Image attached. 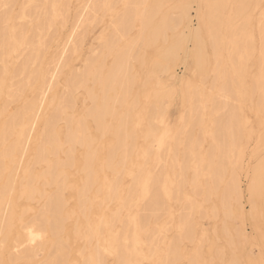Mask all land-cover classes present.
Wrapping results in <instances>:
<instances>
[{
	"label": "rangeland",
	"instance_id": "1",
	"mask_svg": "<svg viewBox=\"0 0 264 264\" xmlns=\"http://www.w3.org/2000/svg\"><path fill=\"white\" fill-rule=\"evenodd\" d=\"M19 1L20 0H14V2H15L14 4L15 5L13 6V9H12V11L14 13V16H15L16 12L19 13L18 10H20L19 8H20L22 2H24L22 0L20 2ZM112 1L113 0H110L109 1V4L107 6H105V8L104 7L101 8L102 10L100 9L99 12H97L95 14L94 18H91L92 20L90 22H88V24L85 26V27H87V28H85L87 34L84 33V34H86V36L83 35L84 37H82V38H84V40L82 39L83 41L81 40L83 44L80 41V43H78V45L75 44V46H73L71 48L70 51H72V52H69V53H72V56L70 54L71 58H69L68 56H67L68 58L66 57V60L68 62L67 63H65L66 61L64 62L65 63V64H63L64 67H62L63 69L61 68L62 69V72H60V75L58 74L59 77H57L56 84L54 85V87L48 93V95L46 97L44 107L45 108L49 107V108H47L48 110L45 109V108H43V110H44L43 111V115H42V117H41V119H40V121H39L36 129H35V131H36L34 133L35 135L33 134L34 137L31 140V142H33V143H30V146H29V149L30 150L32 149V150L31 151L28 150L27 153H26V155L24 156L23 161H22V164H21V167L17 171V174L15 175L14 182L12 184V189H11L12 192L10 191L9 193H7V195L5 197V199L8 202H10V205H11L12 209H11V212H10V215H9L10 223L7 222V225H6L7 227L5 228V230L3 229L4 231L2 232V234H0V238L2 237L1 238L2 240L0 239V241H2V244L0 245V247L2 246L1 249H0V264H10L9 260H8V263H7V259L9 258V255L10 254L14 253V251H13L14 250V247H15L14 245H17V244H19V243H21V242L24 241V238H25L24 237V235H25L24 234L25 233L24 232V227L29 226L30 224H32L35 221L34 218L36 216L38 217V215L42 214L41 212H43V211H41L39 209H41V207H43V209H44V203L46 202L47 197L49 195L54 194L58 190V188L60 187L61 184L63 185L64 189H61L62 192H59V194H62L63 195V197L61 195V199L63 200V201L62 200L61 201L66 206H64V208L62 206L63 212L61 211V213H59V216H58V214H56L57 215L56 217H59V219H61L62 221H66L64 223L61 220H59V221H61L59 223V225H62L63 224V227L62 226H59L58 228L61 227L63 229L62 230L59 229L61 231H58V228L56 229L57 231H53L55 229L51 230L48 223L51 222V221H49V218L52 217V216H51V213H47L44 216L45 222H47V223H45L44 229H43L44 230L43 231V240L44 241H42L41 244H40V246L43 249L40 246H37L35 249H33L34 251L37 249L41 253L39 251H37V250H36V252H33V250L32 251H29L28 250V252L24 253V256L18 258L12 264H38V263L41 264L43 261L45 262V259L47 261H50V260L52 261V260H55L56 258L57 259H61V258L64 259V264H83L82 262H83V260H85V257L87 256V253H89L90 250L92 249V247L94 246V240H95V238L96 237H99V236H95L96 235L95 234V231H96V229H98V226H99V224H101V222H105L107 224L112 225L113 222H111V221L114 220L112 217H114V214H116L117 215V221H115L116 224L113 223V226H114V231L113 232H118L119 233V232L123 231V227L122 226H123L124 222L126 221V219L128 220V218H127L128 217V214L134 216V218H135L136 217V213H138L137 214V217H136L137 219L141 215L142 219L146 218V219L149 220V222H147V224H146V222H144L145 223L144 226L146 228L144 229V227H142L143 228V231L141 230L142 228L140 229V232L141 231L142 232L139 233V236H140V238L142 240L141 241V245L142 246L144 245V248L146 249V252H147V248H148L149 250L151 249L150 251H152V253H153V254L149 255L150 256L149 258H143V260L141 261V264H162L164 260H165V263H163V264H167V259L168 258H169L168 264L169 263H171V264H186V263H188V264H195L196 262H197L196 264H204V263L205 264H209V263L218 264L220 262L221 256L223 257V260L221 259L223 263H220V264H228V262L231 259L230 257H232V256H233L232 257V260L229 262V263H232V264H234V261H236L237 264H238V262H239V264H264V252H263L264 251V245H263L264 244V217H263L262 210H261V208H260L259 205L256 204L255 207H254V205H251L249 203L248 196H247V192H246V189H245V188H247L246 186L248 185L247 182L251 178L250 175L252 174L251 173L252 172V169L255 168L258 165L257 162L258 161H261L263 159V157H264V141H263L264 140V95H263V93L261 94V92H259V91L256 92L254 90L253 86H252L253 85V80H255V77L259 76V73H260V71L258 70L257 66L254 64V59L255 58H259V49H260L259 47H261V42H259V41H261V39H262L261 36L264 34V27H262L264 24L261 25V23L264 22L263 21L264 20V10H263L264 8L262 9V6L264 7V0H259V1L258 0H247V2L244 1L241 4H239V3L236 4L237 3L236 2L234 4H229L228 5L229 6V7H227L228 9L231 7L229 9L230 11H232V9L236 8V7L233 8V5L234 6L235 5H238L237 9H240L242 11L243 8L241 7V5L243 6V5H246V3H247L246 8H245V10L243 9L242 13L244 15H248L249 23L248 24H245L244 26L238 23L239 25H241L239 27L235 23L232 24V25H229V26H222V24L221 25L216 24L217 26L216 25H212L213 27L216 28L215 31L217 30L219 33H221V36H224L222 33H225L227 31V35H225L223 38L220 37L219 40L217 39L218 40V43L217 44H219V45H217V47H218L217 48V52H219V54H220V56H218L219 54L217 53V57L214 56V54H211L213 52L211 50L212 48L210 46H208L209 45V36H207V35H208V31L209 30H207L206 27H202L201 25L200 26L197 25L196 19L193 17L194 16V8H195L193 6H195V5L194 4L193 5L191 4L192 5L191 6L192 10H190V18L191 19L193 18V19H192V23L189 24V26H191V27H189V29L190 30H193V29L199 27L198 30L201 31V37H202L201 40L204 43V44L200 43L201 40L198 43L199 46H200V49L202 48L201 49L202 50V53L201 54H203V59H202L201 65H200V67H202L201 68L202 70L199 67L196 66L195 63H196V60L197 59L196 60L194 59L193 61H189L190 64H191V69L192 70L189 69V71H186V67L184 65L185 62H183L184 61V58L182 57L183 56V52L182 51H178L176 53L177 58L175 59V61L173 62V64H170V66H172L170 73H171V76L174 75V79L170 76V73L168 74V72H163V69H161V67L158 68V67H156V65L154 67V64H156L157 61H158V58H159L158 55H160V52L162 50H165V48H169L172 45V43H171L172 42V38H170V36L172 35V33H171L172 31L167 30L166 33L167 34L170 33V34H168L169 37H168V40L165 41V43H164L163 40L162 41L159 40V42L157 43V45H155V47H153L154 45L149 46L146 43V41H147V39H146L145 42L143 40L139 44L134 45L132 47V49L129 51V54L127 55V57H125L123 59V60H125V62L128 61L127 62V66H130V68L128 67L131 70L130 71L131 78H130V76L128 77V80H130V81H128L126 79L125 80L126 82L125 81L122 82V83L125 84V85L123 84V86H125V88L122 87L123 88L122 90L116 89L115 91L113 90V92L108 90L106 93H103L102 92L103 88H102L101 83H100V80L98 78L106 75L107 69L110 67V65L112 63V60H114V57L112 55L113 53H111V50L109 51V50L104 49L102 47H104V44H106V42H107L106 39H108L109 34H111V31H114L115 26L112 25V22L117 19V15L119 14L118 11H120L121 10V7H122L118 3L117 4L113 3V4H115L113 6V4H111ZM256 1H258L257 4L255 3ZM69 2H70V5H69L70 10H69V14H68L69 16H66L65 17V26H64V28L62 29L61 26H59L58 23H56V26L54 27L55 28V36L53 37L52 41H50L47 44V46L45 47V51H44L43 57L41 59V63H42L41 64L42 65L41 67H43V69H45L44 66L52 58L51 56L52 55L55 56L57 54V52L59 50L58 48H60V46L62 45L63 40L66 37V35H67V33H68V31H69V29L71 27L72 19L74 18V15H75V14L73 15V13H76V9H77L79 3H78V0H69ZM160 2L157 1V0H148L146 2L145 7H144V4L143 5H138V6L136 5L135 6V11H138L137 12V14H138L139 12H141L140 10H142V11L144 9L145 10H149V9L154 8V5L156 3L159 4V5H157L159 7L158 13H156L154 16L151 17L152 20L151 21L149 20V25L147 24L146 25V28L145 27L142 28L143 35L146 36V37H148V35H150V32L153 31V29H155V24L154 23H156V21L160 18L161 14L164 13L171 6L170 5L171 4L170 0H162ZM248 3H249V6H248ZM110 5H112V8H111ZM239 6H240V8H239ZM17 7H18V9H17ZM142 7H144V8H142ZM243 7H245V6H243ZM247 7L249 9H247ZM2 9L4 10L3 7H2ZM104 9H105V11H104ZM3 10L0 9L1 12ZM226 10H225V12H226ZM259 10L262 12V14H259L260 13ZM254 15H256V16H254ZM258 15L261 18L263 17V20L262 19L260 20V17H259L258 18V21H257ZM67 17H68V20H67ZM99 17L101 18L100 19L101 21L99 20ZM19 19L20 18L11 20L13 22H11L10 26L15 25L14 23L18 22ZM97 20L100 21L98 25L95 24V23H98ZM137 22H138V20L135 21V23L132 25L133 28L131 26H130L131 28L128 27L130 30L127 29V31H126V33L128 32L127 35L125 34V36H124V34H122L123 35V38L122 39L118 37V42L116 43V47H123L124 46V48H125L126 47V44H125L126 41H128L131 38L137 39L139 32L142 33L140 31V27H141L140 22H138L139 24ZM110 23H111L112 26L108 25ZM259 24L261 25V28H260V25ZM109 26H110V28H109ZM233 26H235V27H233ZM242 26H243V29H242ZM94 27H96V28H94ZM224 27L227 28V29L224 30L225 29ZM237 27L240 29V33L242 34L241 35V38L239 37L240 38V41H239V39L238 40H235V39L232 40V39L229 38L230 36H228L230 34V32H231L232 29L233 30H235V29L236 30H239ZM204 28L206 30H204ZM258 28H259V31L256 30ZM85 29H84V31H85ZM260 29H262V31ZM213 30H214V28H213ZM250 30H252V31H250ZM99 31H101V34H102V37H100V38L97 35L98 33H100ZM83 32H82V34H83ZM251 32H252V34H251ZM7 33H8V31H7ZM57 33H58V35H57ZM245 34H246V38H245ZM118 36H120V34H118ZM242 36L245 39H243ZM257 37H258V39L259 38H261V39L258 40ZM14 38H15V40H12ZM14 38H11V40H10L9 37H8V40H10V44H11L10 47L8 46L9 45V41H8V43L6 45H4V46H6V48L5 47H1L0 48V50H1L0 53H2L5 50L3 52L4 54L2 53L0 55V62L3 64L2 65L0 63V66H1L0 67V70L2 69L1 70L2 72H0L1 73L0 74V83H3V84L0 85V89L2 91V94H1V91H0V94H1L0 95V124L2 123L1 121H3V122L5 121L4 120L5 117L8 118L9 117V114L11 112L15 111L16 108H19L21 106V104L26 103L28 100H30V98L33 96V94L36 93L35 91H37V87L36 86H34L35 87L34 88V92H32L33 87H31V88L30 87H26V88L23 89L25 92L24 91L22 92L24 95L21 94L22 96L20 95L21 97L18 98V101H16V98H15L14 100H11V101H9L7 103L5 102V101L8 100L7 99V93L10 90H13V88H14L13 87L14 85L13 84H10V82L11 83L12 82L15 83L16 81H18L20 79V76H15V71H13V69L15 68V70H16V66L18 65L19 62H21L20 61L21 58H19L18 56L21 57L20 51L22 49V44H21V41H19V42L17 41L18 38L17 39H16V37H14ZM79 38H81V36ZM94 38H96V39H94ZM252 38H254L255 40L253 41ZM246 39L248 41H245ZM191 41H190V43L189 42H186L187 45L185 43L183 45V48H185L187 46L188 48L186 47L185 50L187 49L189 52L194 51L195 54H196V53H198V49L195 50L194 49V45L196 46L197 43L194 40H191ZM236 41H237V43H236ZM238 41L240 42V45L242 47L239 46V44H238L239 42ZM232 43H234V44H232ZM18 44L21 46V48H20V46ZM80 44H81V46H80ZM228 44H231V45L228 46ZM244 44H246L248 46H246ZM249 44L251 46L253 44V46L250 48V45ZM257 44H260V45L258 46ZM99 45H102V46H99ZM51 47H53V48H51ZM76 48L78 49V51H75ZM92 48H94V49H92ZM244 48L245 49L246 48L247 49L249 48L248 49L249 51L247 50L248 51V54H247V51ZM252 48L254 49L253 52H255V53L252 52ZM9 49H10V52H8ZM234 49H237V50H234ZM18 50H19V52H18ZM135 50H138V51H135ZM97 51H99V52H97ZM133 51L135 52V54H133ZM89 52L91 53V55H90ZM249 52L251 54H249ZM15 53H17V54H15ZM105 53H108V54H105ZM227 54H230V55L227 57L226 56ZM241 54H242L243 57L241 56ZM45 55H47V57H45ZM134 55H135V57H132ZM141 55H142V57L139 58ZM212 55L214 57H212ZM90 56H91V58H90ZM230 56H233V57H236V58H240L241 61H236L234 64H232V63H229L228 64L229 61H227V60H229V58H231ZM251 56H252V58L253 57L254 58L251 59ZM220 57H221V59H220ZM87 58H88V61L89 62L87 61ZM92 58L94 60H92ZM4 59H6V62H4L5 61ZM214 59H215V61H214ZM224 60H225V62H224ZM247 60L249 62H251V63H249V62L247 63ZM93 61H95V62H93ZM216 61L219 62V63H217ZM90 62H92L91 63V66L92 67H90ZM215 62L217 63L218 70H217L216 64H214V68H213V63H215ZM242 62H244V63H242ZM44 63H45V65H44ZM6 64H8L10 66H8ZM250 64H251V67H249ZM233 66H234V68L236 70L233 68ZM236 66L239 67V68H237ZM17 67H19V66H17ZM82 67H86L87 68V70L85 71L87 73L86 74L87 77L85 76L87 80L86 79L84 80L82 78L84 81L81 80L80 82L77 83L78 85L74 84L76 82H73L70 88L68 87V83L67 82L64 84V80H66L67 77H68V79H70V77H71L70 75H71L72 71H73V74L74 73L80 74L84 70V68H82ZM222 67H223V69H221ZM242 67H243V69H242ZM5 68H7V70ZM228 68L229 69L231 68V69L229 70ZM246 68H248V69H246ZM88 69H89L90 72H88ZM160 69L162 70V72H161ZM237 69H239V70H237ZM210 70H211V72L214 75L216 74V76H214L210 72ZM222 70L224 72L223 73L224 74L223 75V78L224 79H222V77H221ZM248 70H249L250 73L248 72ZM190 71H192V72L190 73ZM230 71L233 72V73L231 74ZM227 72H228V74H227ZM185 73L187 74L186 76L189 75L188 77H190L189 80H188L190 83L187 86L188 90H186V86H185L184 81H181L180 80L181 77ZM239 73L241 74L240 77H239ZM243 73H244L245 76H242ZM10 74L11 75L14 74V77L12 76L14 79L11 78V75ZM251 74H252V77L254 79L252 77H251L252 79L250 78ZM199 75L202 76V77H199ZM95 76H97V77H95ZM3 77H4V80H1V79H3ZM138 77H139V79H138ZM205 77H208V78L205 79ZM234 77H236V78L234 79ZM246 77H247V80L245 79ZM212 78L213 79L215 78V80L213 82L214 84L211 83L213 81ZM237 78L238 79L241 78V79L238 80ZM94 79H96V81ZM209 79L212 80V81L211 82H208ZM91 80H93L94 82L93 83H90ZM131 80H133V81H131ZM220 80H222L223 82L222 81L220 82ZM240 80H241V82H240ZM250 81H251V83H250ZM183 83H184V85H183ZM210 83H211V88L212 89H210ZM241 83L242 84L244 83V85H242ZM132 84H133V86H131ZM155 84H156V86H155ZM221 84H224V87ZM81 85H82V87H83V85H85V86L82 88ZM99 85L101 86V88H100ZM137 85H138V90L136 89ZM246 85H248V86H246ZM129 86H131L132 88L129 87ZM140 86L144 90L142 88H140ZM238 86H239V89L237 91ZM241 86L242 87H245V88L241 89L242 88ZM2 87H3V89H2ZM224 88H226V89H228V88L231 89L232 88L233 90L230 91V93L228 94L227 91ZM63 89H64V91H62ZM164 89H165L166 92H164ZM216 89H218L219 91L216 90ZM68 90L69 91L70 90L71 91L74 90V92L71 93L72 95L70 94L71 91L69 93L67 92ZM90 90H92V92ZM240 90H242L243 93ZM61 91L63 92V95H65V96L61 95V93H62ZM84 91H86V94H85ZM89 91L91 93H88ZM130 91H132V92H130ZM192 91H194V92H192ZM233 91H234V93H233ZM254 91H255V93L253 95L252 92H254ZM123 92H126L127 94L126 93H123ZM160 92H162L163 95ZM187 92H189L190 94H188ZM101 93H102V95H101ZM135 93H136L137 96L136 95L134 96ZM258 93H260V94H258ZM104 94H106V96L109 97V101L110 102L112 101L113 103H109L110 107L112 108V115L111 116L105 115V117H103V124L104 125H108L110 123V125H108V126L119 128V126H118L119 124H117V121H119L120 116L123 117V115H125V113L128 110V114H129L128 116L129 117H127V116L126 117L129 118V119H127L124 116L125 120H127L126 123H128L125 128L127 129L128 132L129 131L130 132L132 131L131 133L135 137L134 138V140H135V142H134L135 143L134 144L135 145L134 146V150H133L132 155L130 156L131 158H129V163H131V164L130 165H127L126 164V165L123 166L124 167V172H123L122 175L120 174V173H122L121 171L118 172V171H113V170L110 171V169H105V167H103V165L101 163V162H103L104 157H105V153H104L103 147H105V146L108 147L109 146V143L111 141L114 142L115 139L113 140L112 137H110L109 135H102L101 132L99 133V130H97L98 129L97 125L96 126L93 125L94 124L93 122H97L98 123L99 120H97L96 118H93L94 116H92L91 114H90V116L86 115L87 110H88L89 107H91V104L92 103L94 104V105H92L93 107L95 105H100V102L102 101L101 100L102 97L103 96L105 97ZM185 94H188L187 95L188 97H186L187 98V101H185L186 100V98H185L186 95ZM248 94H250V96ZM60 95H61V97L58 98V96H60ZM96 95H97V98H96ZM114 95H116V96H114ZM177 95H179V96H177ZM221 95L225 99H223ZM242 95H243V97H242ZM256 95L257 96L260 95L258 97L259 98V101H258V98H257ZM261 95H262V97H261ZM24 96L25 97L28 96V97L25 98ZM217 96H219V97H217ZM233 96L236 98V102H235V99H234ZM251 96L253 97V98H251L252 100L250 99ZM115 97H116V99H115ZM117 97H119V98H117ZM125 97L127 98V100H126ZM150 97H152V98H150ZM3 98H5V99H3ZM27 98H29V99H27ZM48 98H50V99L48 100ZM260 98H262V100ZM56 99L58 100V102H57ZM59 99H60V101H59ZM67 99H68V101H67ZM118 99L121 100V101H118ZM124 99L126 100V105H125V101H123ZM215 99H217V100H215ZM227 99H229V101ZM230 99L231 100L234 99V100L231 101ZM61 100H62V103H61ZM89 100H91V102H88ZM93 100H96V101H93ZM114 100H117V101H114ZM131 100H132V102H131ZM160 100H161L162 103L160 102ZM223 100H224L225 103L224 104L220 103V101H223ZM256 100H257V102H255ZM216 101H217V104H214V103H216ZM55 102L58 103V105L57 106L55 105V107H58V110H60L59 112L61 113V116L59 114V116H60L59 118L60 119H58V121H56V123H55L56 126H54V133L56 132L57 141H55V142H53V143L50 144L51 146L53 144V148H52L51 146H48L49 144H47V143H45V144L44 143H41L40 144V139L38 137L41 134V129L43 127V123L45 122V120L49 119V117L51 116V113H52L51 111H53V108H55V107H53V103L56 104ZM66 102H70L71 104L75 105V106L72 105L73 106V109L71 108L72 106H69L68 105V103L65 106L64 104H66ZM116 102H117V104H116ZM192 102H194L193 105H192ZM260 102H263L262 103L263 106L260 104ZM9 103L10 104L12 103V104L9 106ZM89 103H91V104H89ZM249 103H250V105H249ZM255 103H257V105H255ZM59 104H61V105L63 104L64 106H62V108H61V106ZM194 104L195 105L197 104L199 107L198 106L195 107ZM233 104H235V106ZM3 105L5 107V110L4 109L3 110L1 109ZM119 105H120V107H119ZM121 105H122V107H121ZM211 105H213V107L210 110ZM6 106L9 107L8 108L9 110L7 109ZM131 106H132V108H131ZM157 106H158V108H157ZM214 106H217V107L214 108ZM220 106L222 107V109H219ZM78 107H79V109H78ZM128 107L131 108V109L129 110ZM133 107H135V108L133 109ZM137 109H138V111H136ZM192 109H193V111H192ZM218 109H219V111H218ZM63 110H65V111L62 112ZM198 110H200L199 113H198ZM227 110L229 111V113H228ZM159 111H161V112H159ZM191 112H192V114H191ZM113 113H115L114 114L115 116L113 115ZM151 113H154L152 115V117H151ZM162 113H163V115L160 116V114H162ZM185 113H187V114H185ZM195 113H197V114H195ZM209 113H211V114H209ZM148 114H150V115H148ZM198 114H199V116H198ZM202 114H203L204 117L202 116ZM235 114H236L237 117L235 116ZM261 114H263V115L261 116ZM68 115L72 116L71 120H70V117ZM140 115H142V116L140 117ZM155 115H156V117H155ZM196 115H197V117H196ZM187 116H188V118H186ZM66 117L67 118L69 117L68 120H70V121H67L66 122V120H67V119H65ZM202 117H203V119H202ZM260 117H262V118H260ZM63 118L65 119V122H64V119ZM80 118H83L84 120L83 119L81 120ZM158 118L162 122L161 121L159 122V119ZM220 118H222V119H220ZM147 119H148V121H147ZM212 119H213V121H212ZM215 119L216 120H224V119H227V122H229V129L231 130L230 131L231 134L230 133H228L227 135L225 134V136H226L225 143L226 144H223V146H224L223 148H225L224 149L225 155L226 154L227 155L229 154V155H228V162L224 158H222V160L219 161L220 163H226V165H225L226 168L224 169L225 171H223L222 173H220V175H221L220 178L221 179H218L220 181L218 182V180H217V182H216L218 184L213 183L211 177H213V175H214V173H212V172H214V167L215 168L217 167V165H216V163L218 162L217 157L218 156L220 157V152H219L220 150H219V148H215V150L213 151L214 152L213 153L214 156L211 155V158H209V160L211 159L210 161L207 159L209 157V155H207L209 153V151H210V148L209 147L210 146L212 147V145H215L216 146V144H215L216 137L214 136V134H215V130L214 129H216V123L218 121H216ZM234 119H236V120H234ZM151 120H153V121H151ZM155 120H156V122H154ZM184 120H187V121L184 122ZM78 121L80 123L82 121V124H80V125H82L83 128L81 126L78 127L79 126L78 125V123H79ZM232 121H233V123H232ZM150 122H152V126L154 125L153 128L158 127L157 128V133L160 132V131H164L165 130V131H167V133H165L167 138H168V135H171L167 139V146H168V147H166L167 148V150H166L167 152L164 151L162 153V155H161V161L159 159V162H161V163H159V162L157 163V161H154L153 158H148V157H147V159H143V160L141 159L140 160L139 157H138L139 155L137 156L135 154V152L140 151L141 149H143L145 147V143H143L144 142V138L142 136V132L143 133L146 132V130H147L146 128H149L148 125L151 124ZM41 123H42V125H41ZM232 124L233 125L236 124V126L234 127ZM63 126H65V127H63ZM68 126H69V128H71V130L73 131V133H75L77 135V136H74V140L72 142L73 143L72 146H74V149L73 148L72 149H73L74 152L72 151V154L71 155H72L73 158L72 157H69L70 155L69 156H66V154L68 153V151H66L65 154L63 153L64 150L68 149L69 146H71V143H67V141H65L66 140V137L68 135V134H66L67 133ZM134 126H136V127L134 128ZM138 126H139V128H138ZM167 127H168V129H167ZM120 128H121V126H120ZM76 129H77V132H76ZM137 129H138V131H137ZM139 129L142 130L141 133L139 132L140 131ZM83 130L85 132L81 134V132H83ZM92 131H93V133H91ZM168 131H169V133L170 132H172V133L169 134ZM83 135L85 136V138H84ZM177 135H178V137H177ZM198 135H199V137H198ZM106 136H109V137H106ZM221 136L222 135L219 134V137H221ZM62 137H64V138H62ZM83 138L85 140H83ZM79 139H80V142L78 141ZM219 139H220V142H222V143L224 142L222 140V138H219ZM9 140H11V137L8 139V141ZM244 140H246L247 145H246V143H245ZM8 141H4L3 142L1 140L0 143H3V145L0 144V153H1V150L4 149V147H7L8 146V144H9ZM232 141H233V143L231 144ZM138 142H139V144H138ZM55 143H57V144H55ZM58 143H60V144H58ZM183 145H184V148H183ZM59 146H60L61 149L59 148ZM57 147H58V149H57ZM89 147H90V149H88ZM135 147H136V149H135ZM185 147H187V149H185ZM39 149L42 150V156L41 157L43 158V159L41 158L42 160L39 159L40 162L38 160H35V158H33L34 155H35V153H36V151L39 150ZM50 149H52V150L50 151ZM59 149H60V152H59ZM207 149H209V151ZM52 151H54V153ZM86 151H88V153H92L94 156H92L93 158L91 160L89 158V161H86L85 160L86 163L83 164V162H85L84 161V158L86 157V153H87ZM90 151H92V152H90ZM175 152L177 153L176 155H175ZM181 152L182 153L185 152V154H184L185 156H183ZM180 153H181V155H180ZM82 154H83V158H82ZM171 154L173 155L172 157L175 159V162H173L174 161L173 158L171 160ZM190 154H191L192 157L190 156ZM198 154L201 155V156H199ZM163 156L165 157V159H164ZM181 156H182V162L180 161ZM67 157H69L71 161H69V162L66 161L65 158H67ZM184 157H186L187 159L185 158L186 159L185 160ZM196 157H197V159H196ZM233 157H234V159H233ZM1 158L2 157H1V154H0V160H1ZM238 158H239V160H238ZM190 159H191V161H190ZM46 160H48V161L45 162ZM54 160L56 162L55 164H54ZM184 160H185V162H184ZM223 160H224V162H223ZM31 161H33V162H31ZM140 161L142 162V164H141ZM144 161H146V162L144 163ZM4 162H7V159H5ZM27 162H28V164H27ZM41 162L43 164H41ZM87 162H88V165H87ZM89 162H91V164ZM139 162H140V164H139ZM200 162H201V165H200ZM219 162H218V164H219ZM52 163L54 165V166L52 165V169H55V167H56V172L54 170H51V164ZM63 163L65 165H67V166L60 167V166H62ZM148 163L151 166L147 165ZM209 163H211V164H209ZM31 164H33V165H31ZM154 164H156V166L153 167ZM196 164H198V165H196ZM28 165L29 166H34V170L33 171L31 170L30 175H28L29 174V171H28L29 170V167H28ZM181 165L183 166V169H182ZM78 166H80L79 167V170H78ZM162 166H164V167H162ZM38 167H39V170H38ZM58 167H59V169H58ZM70 167H71V170H69ZM75 167H76V170H74ZM82 167H83V170H82ZM139 167H140V169H139ZM170 167H171V170L172 171L170 170ZM180 167H181V169H180ZM185 167H186V171H185ZM195 167H197L198 170L195 169ZM202 167H204L205 170H203ZM88 168H90V170H92L91 171V175L93 174V176H92L93 183L87 189L88 191L86 190L82 194V190H83V186H84V181H85V179H83V178L86 176L85 172L87 171L86 169H88ZM30 169H31V167H30ZM32 169H33V167H32ZM142 169L145 170V171H143ZM147 169L149 171H152V172H149ZM41 170L43 172H45L44 170H46L47 171V172H45L46 175H44L45 173L42 174ZM157 170H158V172H157ZM52 171H53V173H52ZM182 171L184 173L185 172L186 173L184 174V173H182ZM195 171H197V174H196ZM232 171L236 175L237 180H238V183H239V186H240V190H241V200H240V207L238 208V210H236L237 204L234 203L235 200L233 199V197H231L229 199V202H227V203H229L227 207L230 208V211H231V212L228 213L227 210H223V207H222L223 204L220 203V200L222 199L221 197L223 195H221V194H223V191H224L223 189L226 186V184L228 183L229 177L230 176H233V175H231V174H233ZM74 172L76 174H74ZM146 172L149 175H147ZM155 172H157V175H155ZM230 172H231V174H230ZM55 173H57V174L55 175ZM96 173L98 174V176H97ZM137 173H138V175L140 174L141 176L140 175L138 176ZM158 173L159 174L164 173V175L162 174L161 176H159ZM193 173H194V175H193ZM119 174L121 176H123V177H120L119 176L120 177V180H119V177H118ZM152 174H153L154 177H156L157 181H158V178L160 180V178L162 179V177H163L164 183H165V185L168 188V192H172V191L175 192V193H173V192L171 193L172 195H171L170 199H167L166 198L164 202L162 200V203H161L162 205L160 204L161 206H159V207L156 206L157 207V210H156V207H154L153 209L151 208L154 211L156 210L155 212H157L158 209L160 208V210L157 213H155L151 209L148 210L146 208L147 206H143V203H145V201L150 197L151 193H153V191L150 190V187L148 188V186H151V183L156 180L152 176ZM211 174H212V176H211ZM182 175H184L185 178H183L184 176H182ZM56 176H57V178H56ZM191 176H192V178H190ZM5 177H6V173H3L1 175V177H0L1 178L0 179V186H2L4 184V181L6 180ZM29 177H31L30 178V181H29ZM60 177H62V178H60ZM117 177H118V179H117ZM134 177L141 178V180L143 181V185L145 184L144 186L147 187L149 190L146 188L145 191H142V188L143 187H141V189L139 188L140 190H137L136 189V193H135L136 196H135V198L132 199L130 197L128 198L126 195H128L127 188L129 190V187H130V185L132 183L131 180ZM65 178H67L66 181H65ZM174 178H176V180ZM19 179L20 180L23 179V182L22 181H21L22 183L20 182V185L21 186L19 185V181H20ZM53 179L56 180V181H54ZM191 179L193 180L192 181V184H191V181H190ZM194 179H196V180H194ZM32 180H34V181L31 182ZM59 180H60V182H59ZM118 180L119 181L122 180V181L118 184V182H117ZM184 180H185L186 183L184 182ZM28 181L31 182V185H30V183ZM64 181H65V184H64ZM113 181L114 182L116 181V182L114 183ZM180 181H181V183H179ZM25 182H28V185H30L29 186L30 188H28V186H27V184ZM43 182H45V183H43ZM52 182H55L54 183V186H50V184ZM56 182H57V184H56ZM112 182L114 183V186L116 185V187H113L112 188V185H113ZM203 182H204V184H206V188H205V185L203 184ZM210 182H211V184H210ZM23 183H24V186L22 185ZM109 183H111V185ZM178 183L181 184V186H183V185L184 186L182 188H177V187L180 186ZM43 184H44V186H43ZM213 184L214 185L216 184V185L214 186ZM157 186H158V189L160 190V188H159L160 185L157 184ZM187 186H188V188H187ZM17 187H18V189H17ZM31 187L33 189H31ZM50 187L53 188V189H49ZM215 187L216 188L218 187L217 190L215 189ZM115 188H117V189H115ZM27 189H29L28 191L30 193L27 192ZM35 189H37V190L35 191ZM73 189H75V190H73ZM97 189L98 190L100 189V190L97 191V194L98 195L96 194V196H95L94 195V191L96 192ZM171 189H173V190H171ZM179 189H181L182 191H179ZM205 189H207V191ZM51 190H53V191H51ZM106 190H108V191L110 190V191L108 192ZM199 190L202 191L201 194H200V191ZM213 190H216V192L213 191ZM49 191H51V193ZM189 191H192V192H189ZM206 192H208V193H206ZM38 193H40V194H38ZM48 193H50V194H48ZM112 193H113V196H112ZM115 193H116L117 196L114 195ZM23 194H24V196H23ZM192 194H194V195L196 194V197H199V198L196 199V197H194V195H192ZM25 195H26V197H25ZM78 195H80L79 196V199H77ZM83 195L85 196V199L86 200L88 199L87 200L88 202H91L92 201V204H91L90 208L88 206L89 203L88 202L86 203V205H85L86 206V209H85L84 212H82L84 215L81 213V204L80 203L77 204V201L78 202H81L84 199V196ZM105 195H106V197H105ZM174 195H175V197H174ZM20 197H21V199H19L20 200L19 201L18 198H20ZM80 197H82V198L80 199ZM103 197H105V198L103 199ZM114 197H116V198H114ZM140 197H141V199H140ZM178 197L181 200V202H179L180 200L178 199ZM205 197L207 198V200H206ZM8 198H9V200H8ZM32 198H33V200H31ZM125 198H127L126 199V202H128V203H126V202L124 203ZM208 198H210V199H208ZM25 199H27V200L25 201ZM173 199H174V201H171ZM190 199H192V200H190ZM104 200L106 201V203L105 202L103 203ZM136 200H138V201H136ZM188 200H190V201H188ZM173 202H175V203H173ZM221 202H222V200H221ZM231 202H233L232 205H231ZM100 203H102V205ZM146 203L144 205H146ZM177 203H178V205H177ZM179 203H180V205H179ZM22 204H23V206H22ZM30 204H33V205H30ZM164 204H166V205H164ZM184 204H186V205H184ZM99 205H101V206H99ZM123 205H126V206H124V208L122 209V206ZM219 205H222V206L220 207ZM165 206H166V208H165ZM186 206H187L186 211L188 210V213H187V215H185L186 214L185 213L184 214V217H182L180 214H183L184 213L183 211H185L184 208H186ZM99 207H100V210H99ZM144 207L146 208V211H145V208ZM253 207H254V209H253ZM79 209H80V213H79ZM121 209H122V211H121ZM173 209H175V210H173ZM210 209H212V211ZM150 210L152 212V215L150 213H148V214L146 213L147 211H150ZM161 210H162V212H161ZM21 211H22V213H20ZM25 211H27V212L25 213ZM118 211H119V214L117 213ZM164 211H166V214L163 213ZM126 212H127V214H126ZM143 212L146 213V214H143L144 217L141 214ZM160 212L162 213L161 215L159 214ZM110 213H111V215H110ZM200 213H201V215H200ZM202 213H204V214H202ZM253 213L254 214L256 213V214L254 215ZM81 214L83 216H81ZM158 214H159V216H162V218L160 217V220H159ZM222 214H223V216H222ZM25 215H27V217ZM153 215H157V217L156 216H153ZM176 215L181 216V217L180 218L178 216L176 217ZM203 215H204V217H203ZM227 215H228V217H227ZM247 215L248 216L250 215V216L248 217ZM259 215H261V217ZM186 216H188V218ZM190 216H191V218H190ZM76 217L78 219H76ZM141 217L139 219H141ZM148 217H150V218H148ZM154 217H156L155 220L157 219L159 221L158 222H157V220L155 221L154 220ZM226 217H227L228 220L226 219ZM17 218L18 219H21L22 218V219L19 220V222H18V219ZM108 218H109V220H108ZM181 218L182 219L183 218L184 219L186 218L188 220L192 219L191 222H194V228H193L194 229V234H193V238H191L189 240L187 238H185V237H182V235H180L181 229L184 227L183 225H184V222L186 221V219H185L182 222L181 220H179ZM213 218H214V220H213ZM233 218H234V222H232L233 221ZM177 219H178V223H177ZM50 220H52V219H50ZM85 220H87V221H85ZM165 221H166V224L167 225L164 224ZM75 222H76V225H75ZM182 223H183V225H182ZM9 224H10V226H8ZM85 224H86V226H85ZM87 224H89V231H88V233H86L87 230H85V228L87 227ZM121 224H122V226H121ZM221 224H222V226H221ZM224 224H225V227H224ZM163 225H165L167 227H165ZM79 226H80V228H79ZM162 226H163L164 229L162 228ZM121 227H122V230H120ZM214 227H215V229H214ZM222 227H224V228H222ZM77 228H79V229H77ZM153 229H155V230H153ZM224 229L226 231H228L227 232L228 235H227V233H226V231ZM84 230H85V232H84ZM162 230H163V232H162ZM167 230H169V231H167ZM151 231H153V232L157 231L156 232L157 233L156 235H158V236L152 235V233H150ZM232 231H234V232H232ZM49 232H51V233H49ZM56 232L59 235L58 234L56 236L54 235L55 237L52 238L51 237L52 236V233L56 234ZM59 232L60 233L62 232V233L60 234ZM144 232H145V234H143ZM161 232H162V234H161ZM169 232H170V234H169ZM237 232H239V233H237ZM222 233H224V234H222ZM121 234H122V232H121ZM4 235H6V236H4ZM86 235L88 236V238H87ZM150 235H152V236H150ZM75 236H78V238H76ZM146 237H148L147 238L148 240L146 239ZM159 237H160L161 240L159 239ZM177 237L179 239L178 242L180 243V244L178 243V245H180V246L177 245V249L178 250L176 249L175 253L176 252H178V253L174 254L173 257L172 256H169V257L167 256V258H166V253H165L166 250H165V248H167V246L169 245V242L171 243V241L174 240L173 238H177ZM55 238H56V240L58 239L57 242H56V240L55 241L53 240ZM91 238H92V240H89ZM122 238H123V236L121 235V237H119V239H120L119 242L122 240ZM155 238L157 239V241H156ZM117 239H118V236H117ZM145 239H146L147 242L145 241ZM244 240H245V242H244ZM148 241L150 243H148ZM188 241L189 242L191 241V243L189 244ZM229 241L233 242V245L234 246H232V243L229 244L231 247L229 245H227V243H229ZM236 241H238V244H237ZM242 241L244 242V244L242 243ZM53 242L56 243V244H54ZM59 242L61 243V245L59 244ZM87 242H88L89 245L87 244ZM13 243H14V245H11ZM57 243L60 245L61 248L59 247V245H57ZM158 243H160V244H158ZM65 244H66L65 247L66 248L68 247V249H66L64 247ZM49 245H51V247H49ZM146 245H147V247H145ZM116 246H117V243L113 246L114 247L113 249H115ZM152 246H153V248H150ZM156 246H158V247H156ZM198 246L199 247L202 246V247L199 248ZM233 247H235V248H233ZM198 248L200 249V250H198L200 252V254H198L199 252H197V249ZM61 249H63V250L65 249L67 251L64 252ZM113 249L109 250L110 253H106L105 254V256H104V259H105L104 262H105V264H116V263L119 264V262L116 261L115 255L113 254L114 253L113 252ZM228 249L230 250V252H229ZM42 250L44 251L43 253H42ZM52 250L54 251V254L56 255V257H55V255H52L51 256V253L53 254V251ZM80 251H81V254H80ZM214 251L216 252L215 254H213ZM217 251L219 252V255H218V252ZM232 251H233L232 254H234V255H231V252ZM31 252H32V256H31ZM47 252H48V256H46L47 255ZM66 252L68 253V258H67V253ZM38 253H40V254H38ZM58 253H59V255H58ZM49 254H50L51 257L49 256ZM177 254H179L180 256L179 255L178 256H175ZM221 254H223V255H221ZM243 254H246V255H243ZM7 255H8V257H6ZM63 255L65 257H63ZM80 255H81L82 258L80 257ZM152 255H154V256H152ZM216 256H217V258H216ZM30 257L31 258L32 257L33 258L35 257V259L32 258L33 260H31ZM46 257H49V258L47 259ZM190 257L194 258L193 259L194 261L191 260ZM234 257H235V260H234ZM26 258H28V259H26ZM80 258H81V261H80ZM162 258H164V259H162ZM65 259L67 261H65ZM174 259H176L177 262ZM190 260H191L192 263H189ZM208 261H209V263H208ZM4 262H6V263H4Z\"/></svg>",
	"mask_w": 264,
	"mask_h": 264
},
{
	"label": "bare ground",
	"instance_id": "2",
	"mask_svg": "<svg viewBox=\"0 0 264 264\" xmlns=\"http://www.w3.org/2000/svg\"><path fill=\"white\" fill-rule=\"evenodd\" d=\"M21 1V0H20ZM19 1V2H20ZM22 1H24V2H22V4H21V6H20V10H18L19 11V13H17L16 12V14H15V16H14V13H13V11H12V9H13V6L15 5L14 3L16 2H14V0H0V9L1 10H3L2 9V7L4 8V10L1 12L0 11V48L1 47H5L6 48V46H4V45H6L7 43H8V41H9V47H10V40H11V38H14V37H16V39H17V41L19 42V41H21V44H22V49H21V51H20V53H21V57L20 56H18L19 58H21V62H19L18 63V65L17 66H19V67H17L16 66V70H15V68L13 69V71H15V76H20V79L18 80V81H14L15 83H11L10 82V84H13L12 86L14 87L13 88V90H10L8 93H7V101H5L6 103L7 102H9V101H11V100H14L15 98H16V101H18V98H20L22 95L21 94H23L22 92L24 91L23 89L24 88H26V87H33V90H32V92H34V86H36L37 87V91H35L36 93L35 94H33V96L30 98V100H28L26 103H23V104H21V106L19 107V108H16V110L15 111H13V112H11L10 114H9V117L7 118V117H5V121L3 122V121H1L2 123L0 124V142H1V140L4 142V141H8V139L11 137V140H9L8 141V146L7 147H4V149L3 150H1V162H0V177H1V175L3 174V173H6V180L4 181V184L2 185V186H0V234H2V232L5 230V228L7 227L6 225H7V222H9L10 223V218H9V215H10V212H11V209H12V207H11V205H10V202H8L6 199H5V197H6V195H7V193H9L10 191L12 192V184H13V182H14V178H15V175L17 174V171L20 169V167H21V164H22V161H23V158H24V156L26 155V153H27V151L28 150H30L29 149V146H30V143H33V142H31V140H32V138L34 137L33 136V134L36 132L35 131V129H36V127H37V125H38V123H39V121H40V119H41V117H42V115H43V108H45L44 107V105H45V100H46V97H47V95H48V93L52 90V88L54 87V85L56 84V81H57V77H59L58 76V74L60 75V72H62V67H64V65L63 64H65V63H67L68 61L66 60V57L68 56L69 58H71V56H72V53H69V52H72V51H70L71 50V48L73 47V46H75V44H77L78 45V43H80V41L83 39L84 40V38H82V37H84V36H86V29L85 28H87V27H85L87 24H88V22H90L92 19L91 18H94V16H95V14L97 13V12H99V10L101 9V8H105V6H107L108 4H109V1L110 0H78V7H77V9H76V13H73V15H74V18L72 19V23H71V27H70V29H69V31H68V33H67V35H66V37L64 38V40H63V43H62V45L60 46V48H58L59 50H58V52H57V54L55 55V56H53L52 54V58L50 59V61L48 62V63H46V65H45V63H44V68L45 69H43V67H41L42 65V63H41V59H42V57H43V54H44V51H45V47L47 46V44L50 42V41H52V39H53V37L55 36V26H56V23H58V25L59 26H61V28L63 29L64 28V26H65V17L66 16H69L68 14H69V10H70V7H69V5H70V2H69V0H22ZM148 0H113L112 1V3L111 4H113V3H115V4H120V6H122L121 7V10L120 11H118L119 12V14L117 15V19L116 20H114L113 22H112V25H114L115 26V29H114V31H111V34H109V37H108V39H106L107 40V42H106V44H104V47H102V48H104V49H107V50H111V53H113L112 55H113V57H114V60H112V63H111V65H110V67L107 69V72H106V75L105 76H102V77H99L98 79L100 80V83H101V86H102V88H103V90H102V92L103 93H106L108 90L109 91H112L113 92V90L115 91L116 89H119V90H122L123 88L122 87H124L125 88V86H123V84L124 83H122L123 81H125L126 79L128 80V77L130 76V66H127V62H125V60H123L125 57H127V55L129 54V51L132 49V47L134 46V45H136V44H139L141 41H143L144 40V42H145V40L147 39V41H146V43L149 45V46H152V45H154L153 47H155V45H157V43L159 42V40H163L164 41V43H165V41H167L168 40V34H170V33H166V31L167 30H170V31H172L171 33H172V35L170 36V38H172V45L169 47V48H165V50H162L161 52H160V55H158L159 56V58H158V61H157V63L156 64H154V67H155V65H156V67H161V69H163V72H168V74L170 73V71H171V67L172 66H170V64H173V62L175 61V59L177 58V56H176V53L178 52V51H182L183 52V58H184V61L183 62H185L184 63V65H185V67H186V71H189V69H191V64H190V62L189 61H193L194 59L196 60V66L197 67H199L200 69L202 68V67H200V65H201V62H202V59H203V54H201L202 53V48L200 49V46H199V41L201 40V31L200 30H198L199 29V27L198 28H195V29H193V30H190L189 29V27H191V26H189V24L190 23H192V19L190 18V10H192V8H191V6L194 4L195 6H193V7H195L194 8V18L196 19V23H197V25H201L202 27H206L207 28V30H209L208 31V35L207 36H209V45L208 46H210L211 48V50L213 51H211L212 53L211 54H214V56H216L217 57V53L219 54V52H217V45H219V44H217L218 43V40H219V38L220 37H224L225 35H227V31L225 32V33H222L224 36H221V33H219L217 30V32L215 31V27H213L212 25H216V24H218V25H221L222 24V26H229V25H232V24H237L238 25V27L239 26H241V25H245V24H248L249 23V19H248V15H244L243 13H242V11H243V9L245 10V8H246V5H247V3H246V5H243V6H245V7H243L242 5H241V7L243 8L242 9V11L240 10V9H237V7H238V5H233V8L234 7H236V8H234V9H232V11H230L229 9L231 8H227V7H229L228 5L229 4H234V3H236V4H241L242 2H244V1H246L247 2V0H170V2H171V6L164 12V13H162L161 14V16H160V18L156 21V23H154L155 24V29H153V31H151L150 32V35H148V37H146V36H144L143 35V32H142V28H146V25L148 24L149 25V20L151 21L152 20V16H154L156 13H158V9H159V7L157 6V5H159V4H155L154 5V8H152V9H149V10H140L141 12H139L138 14H137V12L138 11H135V6L137 5H143L144 4V7H145V5H146V2H147ZM157 1H162V0H157ZM259 1V0H258ZM258 1H256L255 3L257 4V2ZM152 2V1H151ZM74 3V2H73ZM76 3V2H75ZM161 3V2H160ZM115 4H113V6L115 5ZM192 4V5H191ZM254 4V3H253ZM133 5V6H132ZM167 5V4H166ZM77 6V5H76ZM111 6V8H112V5H110ZM248 6H249V3H248ZM254 6V5H253ZM144 7H142V8H144ZM152 7V6H151ZM110 8V7H109ZM167 8V7H166ZM165 8V9H166ZM239 8H240V6H239ZM264 7L262 6V9H263ZM17 9H18V7H17ZM227 9V10H226ZM247 9H249L248 7H247ZM74 10V9H73ZM72 10V11H73ZM102 10V9H101ZM161 10V9H160ZM159 10V11H160ZM225 10H226V12H225ZM264 10V9H263ZM104 11H105V9H104ZM258 12V11H257ZM259 14H262V12L259 10ZM104 13V12H103ZM250 14V13H249ZM103 15V14H102ZM101 15V16H102ZM116 15V14H115ZM114 15V16H115ZM100 16V17H101ZM226 16V17H225ZM254 16H256V15H254ZM263 16V15H262ZM73 17V16H72ZM99 17V20L101 19ZM260 16L258 15V17H257V21H258V18H259ZM18 18H20L19 20H18V22H16V23H14L15 25H13V26H10V24H11V22H13V21H11V20H13V19H18ZM151 18V19H150ZM263 20V17L261 18L260 17V20ZM67 20H68V17H67ZM99 20H97L98 21V23H95L96 25H98L99 24V22L101 21H99ZM138 20V22H140V25H141V27H140V31L142 32V33H140L139 32V34H138V37H137V39H134V38H131V39H129L128 41H126L125 42V44H126V47L124 48V46L123 47H116V43L118 42V37L119 38H123V35L122 34H124V36H125V34L127 35L128 34V32L126 33V31H127V29H129L128 27H132L133 28V24L135 23V21H137ZM96 21V22H97ZM264 21V20H263ZM137 22V23H138ZM241 24V25H239V24ZM261 23V22H260ZM94 24V25H95ZM139 24V23H138ZM226 24V25H225ZM257 24V23H256ZM264 24V22H262L261 23V25H263ZM67 25V24H66ZM108 25H110V26H112L111 25V23L110 24H108ZM258 25V24H257ZM260 25V24H259ZM261 25H260V28H261ZM110 26H109V28H110ZM217 26V25H216ZM243 26H242V29H243ZM249 26V25H248ZM93 27V26H92ZM108 27V26H107ZM130 27V28H131ZM219 27V26H218ZM233 27H235V26H233ZM232 27V28H233ZM237 27V28H238ZM247 27V26H246ZM256 27V26H255ZM259 27V26H258ZM262 27H264V25L262 26ZM91 28V27H90ZM94 28H96V27H94ZM213 28H214V30H213ZM225 28V27H224ZM223 28V29H224ZM241 28V27H240ZM257 28V27H256ZM9 29V30H8ZM84 29H85V31H84ZM221 29V28H220ZM219 29V30H220ZM227 28H225L224 30H226ZM234 29V28H233ZM231 30V32H230V34L228 35V36H230L229 38L230 39H235V40H238L239 39V41H240V38H241V33H240V29L239 30ZM94 30V29H93ZM92 30V31H93ZM130 30V29H129ZM204 30H206L205 28H204ZM257 31H259V28L258 29H256ZM261 31H262V29H260ZM7 31H8V33H7ZM84 31V32H83ZM102 31V30H101ZM101 31H99L100 33H98L97 35H98V37L100 38V37H102V34H101ZM169 31V32H170ZM221 31V30H220ZM248 31V30H247ZM250 31H252V30H250ZM82 32H83V34H82ZM91 32V31H90ZM62 33V32H61ZM84 33H86V34H84ZM120 34V36H118V34ZM258 33V32H257ZM256 33V34H257ZM260 33V32H259ZM8 34V35H7ZM60 34V33H59ZM100 34V35H99ZM251 34H252V32H251ZM250 34V35H251ZM262 34V33H261ZM57 35H58V33H57ZM63 35V34H62ZM84 35V36H83ZM105 35V34H104ZM205 35V34H204ZM240 35V36H239ZM244 35V34H243ZM81 36V38H79ZM8 37H9V39L10 40H8ZM96 37V36H95ZM129 37V36H128ZM240 37V38H239ZM253 37V36H252ZM105 38V37H104ZM107 38V37H106ZM242 38H243V36H242ZM245 38H246V34H245ZM245 38H243V39H245ZM255 38V37H254ZM254 38H252L253 39V41L255 40ZM262 38V39H261ZM261 38H259L258 39V37H257V39L258 40H260L261 39V41H259V42H261V47H259L260 49H259V58H255L254 59V64L257 66V68H258V70L260 71V73H259V76H257V77H255V80H253V88H254V90L257 92V91H259V92H261V94L263 93V95H264V34L261 36ZM20 39V40H19ZM58 39V38H57ZM94 39H96V38H94ZM120 39V40H121ZM208 39V38H207ZM218 39V40H217ZM12 40H15V38L14 39H12ZM82 40V41H83ZM170 40V39H169ZM191 40H194L196 43H197V45L195 46L194 45V49L196 50V49H198V53H196L195 54V52L194 51H192V52H189L187 49V51L185 50V48L187 47H185V48H183V45L186 43V42H189L190 43V41ZM82 41H81V43H82ZM238 41V42H239ZM243 41V40H242ZM245 41H248L247 39L245 40ZM251 41V40H250ZM54 42V41H53ZM192 42V41H191ZM231 42V41H230ZM233 42V41H232ZM104 43V42H103ZM102 43V44H103ZM143 43V42H142ZM200 43H202V44H204L203 43V41L201 40L200 41ZM236 43H237V41H236ZM251 43V42H250ZM20 44V43H19ZM18 44V45H19ZM83 44V43H82ZM208 44V43H207ZM223 44V43H222ZM232 44H234V43H232ZM239 44V46L240 47H242L241 45H240V42L238 43ZM247 44V43H246ZM246 44H244V45H246ZM14 45V44H13ZM186 45H187V43H186ZM191 45V44H190ZM227 45V44H226ZM229 45H231V44H228V46ZM250 45V44H249ZM258 46L260 45V44H257ZM20 46V45H19ZM80 46H81V44H80ZM99 46H102V45H99ZM160 46V45H159ZM204 46V45H203ZM233 46V45H232ZM231 46V47H232ZM238 46V45H237ZM246 46H248V45H246ZM252 46H253V44H252ZM251 45H250V48L252 47ZM94 47V46H93ZM207 47V46H206ZM236 47V46H235ZM234 47V48H235ZM239 47V48H240ZM257 47V46H256ZM13 48V47H12ZM20 48H21V46H20ZM51 48H53V47H51ZM50 48V49H51ZM95 48V47H94ZM94 48H92V49H94ZM97 48V47H96ZM101 48V49H102ZM116 48V49H115ZM188 48V47H187ZM208 48V47H207ZM206 48V49H207ZM221 48V47H220ZM238 48V49H239ZM254 48V47H253ZM252 48V52H253V49ZM4 49V48H3ZM228 49V48H227ZM241 49V48H240ZM239 49V50H240ZM245 49V48H244ZM249 49V48H248ZM247 48L245 49L246 51L248 50ZM257 49V48H256ZM12 50V49H11ZM154 50V49H153ZM234 50H237V49H234ZM238 50V51H239ZM1 51V50H0ZM5 51V50H4ZM3 51V52H4ZM75 51H78V49L76 48L75 49ZM135 51H138V50H135ZM219 51V50H218ZM245 51V52H246ZM249 51V50H248ZM248 51H247V54H248ZM2 52V53H3ZM8 52H10V49H9V51ZM18 52H19V50H18ZM56 52V51H55ZM92 52V51H91ZM97 52H99V51H97ZM205 52V51H204ZM237 52V51H236ZM2 53H0V55L2 54ZM75 53V52H74ZM86 53V52H85ZM90 53V52H89ZM102 53V52H101ZM235 53V52H234ZM243 53V52H242ZM253 53H255V52H253ZM4 54V53H3ZM10 54V53H9ZM8 54V55H9ZM15 54H17V53H15ZM69 54V55H68ZM70 54H71V56H70ZM98 54V53H97ZM105 54H108V53H105ZM131 54V53H130ZM133 54H135V52L133 51ZM206 54V53H205ZM249 54H251L250 52H249ZM90 55H91V53H90ZM230 54H227L226 56L228 57ZM258 55V54H257ZM5 56V55H4ZM79 56V55H78ZM85 56V55H84ZM98 56V55H97ZM100 56V55H99ZM137 56V55H136ZM205 56V55H204ZM207 56V55H206ZM213 55H212V57H214ZM218 56H220V54L218 55ZM235 56V55H234ZM241 56H242V54H241ZM250 56V55H249ZM17 57V58H18ZM45 57H47V55H45ZM67 57V58H68ZM89 57V56H88ZM132 57H135V55L134 56H132ZM142 57V55L139 57V58H141ZM231 58H229V60H227V61H229L228 62V64L229 63H232V64H234L236 61H241V59L240 58H236V57H233V56H230ZM238 57V56H237ZM243 57V56H242ZM245 57V56H244ZM258 57V56H257ZM3 58V57H2ZM16 58V57H15ZM18 58V59H19ZM86 58V57H85ZM90 58H91V56H90ZM254 58V57H253ZM252 58V56H251V59H253ZM17 59V60H18ZM46 59V58H45ZM213 59V58H212ZM218 59V58H217ZM220 59H221V57H220ZM219 59V60H220ZM5 60V61H4ZM3 61L4 62H6V59H4ZM44 60V59H43ZM69 60V59H68ZM77 60V59H76ZM85 60V59H84ZM92 60H94L93 58H92ZM127 60V59H126ZM132 60V59H131ZM134 60V59H133ZM181 60V59H180ZM223 60V59H222ZM2 61V60H1ZM15 61V60H14ZM13 61V62H14ZM66 61V62H65ZM74 61V60H73ZM87 61H88V58H87ZM156 61V60H155ZM214 61H215V59H214ZM47 62V61H46ZM65 62V63H64ZM89 62V61H88ZM87 62V63H88ZM93 62H95V61H93ZM139 62V61H138ZM217 62V61H216ZM213 63V68H214V64H216V67H217V70H218V66H217V63H219V62H217V63ZM224 62H225V60H224ZM249 61L247 60V63H248ZM1 63V62H0ZM91 63L92 62H90V67H92L91 66ZM242 63H244V62H242ZM241 63V64H242ZM246 63V64H247ZM249 63H251V62H249ZM2 64V63H1ZM11 64V63H10ZM3 65V64H2ZM6 65H8V64H6ZM13 65V64H12ZM62 65V66H61ZM101 65V64H100ZM212 65V64H211ZM244 65V64H243ZM8 66H10V65H8ZM83 66V65H82ZM223 66V65H222ZM227 66V65H226ZM242 66V65H241ZM1 67V66H0ZM5 67V66H4ZM89 67V66H88ZM129 67V68H128ZM215 67V68H216ZM237 67V66H236ZM249 67H251V64H250V66ZM18 68V69H17ZM62 68V69H61ZM82 68H84V70L80 73V74H77V73H74L73 74V71H72V73H71V77H70V79H68V77L66 78V80H64V84L67 82L68 83V87L70 88L71 87V85H72V83L73 82H76V83H74V84H76V85H78L77 83L78 82H80L81 80H85L86 79V77H87V73L85 72L86 70H87V68L86 67H82ZM86 68V69H85ZM198 68V69H199ZM227 68V67H226ZM233 68H234V66H233ZM237 68H239V67H237ZM6 70H7V68H5ZM9 69V68H8ZM12 69V68H11ZM61 69V70H60ZM90 69V68H89ZM89 69H88V72H90L89 71ZM160 69V70H161ZM197 69V70H198ZM221 69H223V67L221 68ZM225 69V68H224ZM229 69V68H228ZM231 69V68H230ZM229 69V70H230ZM235 69V68H234ZM233 69V70H234ZM242 69H243V67H242ZM246 69H248V68H246ZM2 70V69H1ZM0 70V72H2ZM66 70V69H65ZM106 70V69H105ZM152 70V69H151ZM192 70V69H191ZM202 70V69H201ZM216 70V69H215ZM214 70V71H215ZM236 70V69H235ZM237 70H239V69H237ZM245 70V69H244ZM250 70V69H249ZM249 70H248V72H249ZM213 71V70H212ZM12 72V71H11ZM10 72V73H11ZM156 72V71H155ZM161 72H162V70H161ZM160 72V73H161ZM192 71H190V73H191ZM210 72H211V70H210ZM209 72V73H210ZM218 72V71H217ZM231 72V71H230ZM235 72V71H234ZM239 72V71H238ZM241 72V71H240ZM6 73V72H5ZM67 73V72H66ZM65 73V74H66ZM208 73V74H209ZM212 73V72H211ZM216 73V72H215ZM224 72H223V70H222V73H221V77H222V79H224L223 78V74ZM233 72H231V74H232ZM250 73V72H249ZM1 74V73H0ZM3 74V73H2ZM73 74V75H72ZM136 74V73H135ZM213 74V73H212ZM227 74H228V72H227ZM5 75V74H4ZM11 75V74H10ZM9 75V76H10ZM187 74L185 73L182 77H181V81H184V83H185V86H186V90H188V88H187V86L189 85V78L190 77H188V76H186ZM214 75V74H213ZM240 73H239V77H240ZM257 75V74H256ZM2 76V75H1ZM14 77V74L13 75H11V78H13ZM86 76V77H85ZM150 76V75H149ZM170 76H171V73H170ZM214 76H216V74L214 75ZM228 76V75H227ZM233 76V75H232ZM242 76H245L244 75V73H243V75ZM241 76V77H242ZM5 77V76H4ZM4 77H3V79H1V80H4ZM63 77V76H62ZM85 77V78H84ZM92 77V76H91ZM95 77H97V76H95ZM133 77V76H132ZM145 77V76H144ZM169 77V76H168ZM173 79H174V75H172L171 76ZM199 77H202V76H200L199 75ZM229 77V76H228ZM252 77V74H251V76H250V78ZM7 78V77H6ZM10 78V79H11ZM83 78V79H82ZM130 78H131V76H130ZM176 78V77H175ZM180 78V77H179ZM208 77H205V79H207ZM236 77H234V79H235ZM253 78V77H252ZM251 78V79H252ZM9 79V78H8ZM14 79V78H13ZM17 79V78H16ZM97 79V78H96ZM96 79H94L95 81H96ZM134 79V78H133ZM138 79H139V77H138ZM147 79V78H146ZM184 79V80H183ZM200 79V78H199ZM238 79V78H237ZM239 79H241V78H239ZM238 79V80H239ZM246 80H247V77L245 78ZM254 79V78H253ZM12 80V79H11ZM83 80V81H84ZM87 80V79H86ZM179 80V79H178ZM213 80V81H212ZM212 80H210L209 79V81L208 82H211V83H213L214 82V80H215V78L213 79L212 78ZM229 80V79H228ZM92 81V82H91ZM90 81V83H93L94 81L93 80H91ZM128 81H130V80H128ZM131 81H133V80H131ZM176 81V80H175ZM202 81V80H201ZM222 80H220V82H221ZM227 81V80H226ZM244 81V80H243ZM126 82V81H125ZM223 82V81H222ZM230 82V81H229ZM234 82V81H233ZM232 82V83H233ZM240 82H241V80H240ZM248 82V81H247ZM87 83V82H86ZM138 83V82H137ZM175 83V82H174ZM184 83H183V85H184ZM211 83H210V89H212L211 88ZM226 83V82H225ZM224 83V84H225ZM250 83H251V81H250ZM1 84H3V83H0V85ZM84 84V83H83ZM98 84V83H97ZM96 84V85H97ZM139 84V83H138ZM200 84V83H199ZM214 84V83H213ZM224 84H221L223 87H224ZM242 84V83H241ZM62 85V84H61ZM125 85V84H124ZM129 85V84H128ZM163 85V84H162ZM217 85V84H216ZM234 85V84H233ZM242 85H244V83L242 84ZM4 86V85H3ZM7 86V85H6ZM85 85H83V87H84ZM100 86V85H99ZM98 86V87H99ZM101 86H100V88H101ZM131 86H133V84L131 85ZM131 86H129V87H131ZM155 86H156V84H155ZM200 86V85H199ZM213 86V85H212ZM246 86H248V85H246ZM63 87V86H62ZM81 87H82V85H81ZM82 87V88H83ZM92 87V86H91ZM164 87V86H163ZM221 87V86H220ZM219 87V88H220ZM237 87V86H236ZM242 87V86H241ZM132 88V87H131ZM130 88V89H131ZM140 88H142L141 86H140ZM145 88V87H144ZM203 88V87H202ZM209 88V87H208ZM217 88V87H216ZM243 88H245V87H242L241 89H243ZM2 89H3V87H2ZM8 89V88H7ZM6 89V90H7ZM65 89V88H64ZM64 89L62 90V91H64ZM135 89V88H134ZM136 89L138 90V85H137V87H136ZM143 89V88H142ZM185 89V88H184ZM226 91H227V93L229 94L230 93V91H232L233 89L231 88H228V89H226V88H224ZM238 89H239V86H238V88H237V91H238ZM247 89V88H246ZM251 89V88H250ZM26 90V89H25ZM66 90V89H65ZM79 90V89H78ZM81 90V89H80ZM144 90V89H143ZM193 90V89H192ZM196 90V89H195ZM216 90H218V89H216ZM249 90V89H248ZM247 90V91H248ZM0 91H1V89H0ZM61 91V92H62ZM71 91V90H70ZM69 90L67 91L68 93L70 92ZM88 91V90H87ZM91 92H92V90H90ZM88 92V93H91V92ZM124 91V90H123ZM129 91V90H128ZM219 91V90H218ZM225 91V92H226ZM236 91V92H237ZM242 93H243V91L242 90H240ZM239 91V92H240ZM253 91V90H252ZM255 91L254 92H252L253 93V95H254V93H255ZM25 92V91H24ZM72 92H74V90L73 91H71L70 92V94L72 93ZM85 92V94H86V91H84ZM100 92V91H99ZM130 92H132V91H130ZM141 92V91H140ZM164 92H166L165 91V89H164ZM192 92H194V91H192ZM31 93V92H30ZM123 93H126V92H123ZM142 93V92H141ZM161 94H162V92H160ZM178 93V92H177ZM184 93V92H183ZM186 93V92H185ZM188 94H190L189 92H187ZM223 93V92H222ZM233 93H234V91H233ZM247 93V92H246ZM1 94H2V91H1ZM0 94V95H1ZM6 94V93H5ZM28 94V93H27ZM60 94V93H59ZM58 94V95H59ZM66 94V93H65ZM100 94V93H99ZM115 94V93H114ZM127 94V93H126ZM168 94V93H167ZM180 94V93H179ZM188 94H185L184 96H185V98L186 97H188L187 95ZM258 94H260V93H258ZM257 94V95H258ZM4 95V94H3ZM21 95V96H20ZM24 95V94H23ZM55 95V94H54ZM61 95H63V92L61 93ZM61 95L60 96H58V98L59 97H61ZM67 95V94H66ZM72 95V94H71ZM70 95V96H71ZM88 95V94H87ZM91 95V94H90ZM101 95H102V93H101ZM105 95V97L103 96H101L102 97V101L100 102V105H95L94 107L92 106V105H94L93 103L91 104V103H89V104H91V107H89L88 108V110H87V113H86V115H88V116H90V114L92 115V116H94L93 118H96L97 120H99L98 121V123L97 122H93L94 124L93 125H97V127H98V129L97 130H99V133L101 132L102 133V135H109L110 137H112V139L114 140V142L113 141H111L110 143H109V146L107 147V146H105V147H103V150H104V153H105V157H104V160H103V162H101L102 163V165H103V167H105V169H110V171L111 170H113V171H121L122 173H120L121 175L123 174V172H124V165H130L131 163H129V158H131L130 156L132 155V153H133V150H134V142H135V140H134V136L132 135V131L129 133L128 131H127V129L125 128L126 126H127V124L128 123H126V121L127 120H125V118H124V116L126 117H129L128 115V110H127V112L125 113V115H123V117L122 116H120V118H119V121H117V124H119L118 126H119V128H116V127H110V126H108V125H110V123L108 124V125H104L103 124V117H105V115H109V116H111L112 115V108L110 107V105H109V103H113L112 101L110 102L109 101V97H107L106 96V94H104ZM122 95V94H121ZM136 95V93L134 94V96ZM163 95V94H162ZM161 95V96H162ZM166 95V94H165ZM164 95V96H165ZM227 95V94H226ZM225 95V96H226ZM249 96H250V94H248ZM256 95V96H257ZM63 96H65V95H63ZM69 96V95H68ZM89 96V95H88ZM114 96H116V95H114ZM119 96V95H118ZM126 96V95H125ZM137 96V95H136ZM177 96H179V95H177ZM176 96V97H177ZM193 96V95H192ZM195 96V95H194ZM216 96V95H215ZM220 96V95H219ZM219 96H217V97H219ZM222 96V95H221ZM260 96V95H259ZM259 96H257V98L259 97ZM5 97V96H4ZM25 97V96H24ZM26 97H28V96H26ZM25 97V98H26ZM53 97V96H52ZM72 97V96H71ZM87 97V96H86ZM91 97V96H90ZM95 97V96H94ZM123 97V96H122ZM140 97V96H139ZM227 97V96H226ZM234 97V96H233ZM242 97H243V95H242ZM261 97H262V95H261ZM57 98V97H56ZM96 98H97V95H96ZM117 98H119V97H117ZM121 98V97H120ZM126 98V97H125ZM137 98V97H136ZM150 98H152V97H150ZM149 98V99H150ZM168 98V97H167ZM183 98V97H182ZM222 98L223 99H225L223 96H222ZM221 98V99H222ZM230 98V97H229ZM241 98V97H240ZM245 98V97H244ZM251 98H253L252 96L250 97V99ZM256 98V97H255ZM3 99H5V98H3ZM22 99V98H21ZM27 99H29V98H27ZM50 98H48V100H49ZM55 99V98H54ZM61 99V98H60ZM60 99H59V101H60ZM88 99V98H87ZM93 99V98H92ZM115 99H116V97H115ZM122 99V98H121ZM129 99V98H128ZM141 99V98H140ZM159 99V98H158ZM198 99V98H197ZM234 99H235V102H236V98L234 97ZM234 99H232V100H234ZM249 99V100H250ZM261 100H262V98H260ZM53 100V99H52ZM57 100V99H56ZM126 100H127V98H126ZM126 100L124 99L123 101H125V105H126ZM151 100V99H150ZM194 100V99H193ZM208 100V99H207ZM215 100H217V99H215ZM228 101H229V99H227ZM231 100V99H230ZM231 100V101H232ZM252 100V99H251ZM260 100V101H261ZM3 101V100H2ZM1 101V102H2ZM65 101V100H64ZM63 101V102H64ZM67 101H68V99H67ZM93 101H96V100H93ZM114 101H117V100H114ZM118 101H121V100H119L118 99ZM138 101V100H137ZM154 101V100H153ZM185 101H187V98H186V100ZM195 101V100H194ZM211 101V100H210ZM230 101V102H231ZM258 101H259V98H258ZM57 102H58V100H57ZM85 102V101H84ZM88 102H91V100H89ZM131 102H132V100H131ZM145 102V101H144ZM156 102V101H155ZM160 102H161V100H160ZM212 102V101H211ZM255 102H257V100L255 101ZM49 103V102H48ZM47 103V104H48ZM56 103V102H55ZM61 103H62V100H61ZM65 103V102H64ZM67 103H68V105L69 106H72L73 104H71L70 102H66V104H64L65 106L67 105ZM71 105H70V104ZM75 103V102H74ZM95 103V102H94ZM130 103V102H129ZM135 103V102H134ZM162 103V102H161ZM193 103L194 102H192V105H193ZM196 103V102H195ZM198 103V102H197ZM213 103V102H212ZM220 103H222V104H224L225 102H224V100L223 101H220ZM228 103V102H227ZM262 103L263 102H260V104L262 105ZM12 104V103H11ZM10 103H9V106L11 105ZM83 104V103H82ZM116 104H117V102H116ZM123 104V103H122ZM131 104V103H130ZM142 104V103H141ZM160 104V103H159ZM214 104H217V101H216V103H214ZM231 104V103H230ZM5 105V104H4ZM4 105L2 106V110L4 109L5 110V107H4ZM17 105V104H16ZM49 105V104H48ZM55 105L57 106L58 105V103H56V104H54L53 103V107H55ZM60 106H61V108H62V106H64L63 104L61 105V104H59ZM112 105V104H111ZM114 105V104H113ZM135 105V104H134ZM195 105V104H194ZM234 106H235V104H233ZM249 105H250V103H249ZM255 105H257V103H255ZM260 105V106H261ZM14 106V105H13ZM51 106V105H50ZM73 106H75V105H73ZM73 106L71 107L72 109H73ZM133 106V105H132ZM132 106H131V108H132ZM136 106V105H135ZM143 106V105H142ZM148 106V105H147ZM159 106V105H158ZM158 106H157V108H158ZM196 106H198L197 104L195 105V107ZM263 106V105H262ZM4 107V108H3ZM7 107V106H6ZM47 107V106H46ZM68 107V106H67ZM66 107V108H67ZM85 107V106H84ZM119 107H120V105H119ZM121 107H122V105H121ZM192 107V106H191ZM199 107V106H198ZM212 107H213V105H211V108H210V110L212 109ZM215 107H217V106H214V108ZM231 107V106H230ZM251 107V106H250ZM9 107H7V109H8ZM47 108H49V107H47ZM47 108H45V109H47ZM60 108V109H61ZM70 108V107H69ZM70 108V109H71ZM92 108V109H91ZM125 108V107H124ZM129 108V107H128ZM131 108H129V110L131 109ZM135 107H133V109H134ZM151 108V107H150ZM149 108V109H150ZM258 108V107H257ZM71 109V110H72ZM78 109H79V107H78ZM154 109V108H153ZM219 109H222V107L220 106V108ZM219 109H218V111H219ZM9 110V109H8ZM48 110V109H47ZM70 110V111H71ZM121 110V109H120ZM146 110V109H145ZM215 110V109H214ZM262 110V109H261ZM260 110V111H261ZM60 110H58V107H55V108H53V111H51L52 113H51V116L49 117V119H47V120H45V122L43 123V127H42V129H41V134L39 135V139H40V144L41 143H47V144H49L48 146H51L50 144L51 143H53V142H55V141H57V138H56V132L54 133V126H56V121H58V119H60L59 117L61 116V113L59 112ZM65 110H63L62 112H64ZM69 111V112H70ZM132 111V110H131ZM130 111V112H131ZM136 111H138V109L136 110ZM162 111V110H161ZM161 111H159V112H161ZM188 111V110H187ZM192 111H193V109H192ZM199 111L200 110H198V113H199ZM223 111V110H222ZM228 111V110H227ZM251 111V110H250ZM50 112V111H49ZM48 112V113H49ZM86 112V111H85ZM151 112V111H150ZM155 112V111H154ZM225 112V111H224ZM257 112V111H256ZM72 113V112H71ZM188 113V112H187ZM187 113H185V114H187ZM223 113V112H222ZM226 113V112H225ZM228 113H229V111H228ZM59 114H60V116H59ZM115 113H113V115H114ZM137 114V113H136ZM154 113H151V117H152V115H153ZM158 114V113H157ZM191 114H192V112H191ZM195 114H197V113H195ZM209 114H211V113H209ZM227 114V113H226ZM46 115V114H45ZM64 115V114H63ZM85 115V116H86ZM148 115H150V114H148ZM161 115H163V113L162 114H160V116ZM218 115V114H217ZM224 115V114H223ZM263 114H261V116H262ZM69 117H70V120H71V118H72V116H70V115H68ZM84 116V117H85ZM115 116V115H114ZM135 116V115H134ZM142 115H140V117H141ZM158 116V115H157ZM185 116V115H184ZM198 116H199V114H198ZM202 116H203V114H202ZM209 116V115H208ZM235 116H236V114H235ZM68 117V118H69ZM126 117V118H127ZM137 117V116H136ZM135 117V118H136ZM147 117V116H146ZM145 117V118H146ZM155 117H156V115H155ZM196 117H197V115H196ZM204 117V116H203ZM203 117H202V119H203ZM219 117V116H218ZM237 117V116H236ZM7 118V119H6ZM68 118L66 117L65 119H67L66 120V122L67 121H70V120H68ZM87 118V117H86ZM92 118V117H91ZM92 118V119H93ZM110 118V117H109ZM124 118V119H123ZM161 118V117H160ZM185 118V117H184ZM186 118H188V116L186 117ZM200 118V117H199ZM227 118V117H226ZM234 118V117H233ZM260 118H262V117H260ZM64 119V118H63ZM65 119H64V122H65ZM81 120L83 119V118H80ZM127 119H129V118H127ZM156 119V118H155ZM159 119V118H158ZM162 119V118H161ZM220 119H222V118H220ZM84 120V119H83ZM118 120V119H117ZM125 120V121H124ZM131 120V119H130ZM139 120V119H138ZM141 120V119H140ZM154 120V119H153ZM153 120H151V121H153ZM216 120V119H215ZM234 120H236V119H234ZM43 121V120H42ZM41 121V122H42ZM91 121V120H90ZM93 121V120H92ZM137 121V120H136ZM147 121H148V119H147ZM161 120L159 119V122H160ZM185 121H187V120H184V122ZM200 121V120H199ZM212 121H213V119H212ZM216 121H218L217 123H216V129H214L215 130V134H214V136L216 137V142H215V144H216V146L215 145H212V147L210 146L209 148H210V151H209V149H207L208 151H209V153L207 154V155H209V157L207 158L208 160H209V158H211V155H213V151L215 150V148H219V152H220V157L218 156L217 157V159H218V162L219 161H221L222 160V158H224V159H226L227 160V162H228V155L226 154L225 155V152H224V149L225 148H223L224 146H223V144H226L225 143V138H226V136H225V134L227 135L228 133H230V129H229V122H227V119H224V120H216ZM79 122V121H78ZM84 122V121H83ZM129 122V121H128ZM142 122V121H141ZM154 122H156V120L154 121ZM162 122V121H161ZM165 122V121H164ZM70 123V122H69ZM92 123V122H91ZM96 123V124H95ZM151 124H149L148 125V127L149 128H146L147 130H146V132H142V136H143V138H144V142L143 143H145V147L143 148V149H141L140 151H137V152H135V154L139 157V159L141 160H143V159H147V157L148 158H153L154 159V161H157V163L159 162V159H160V161H161V155H162V153L164 152V151H166L167 150V148L166 147H168L167 146V139L169 138V136H171V135H168V138L166 137V134L165 133H167V131H160V132H158L157 133V128L158 127H156V128H153V126H152V122H150ZM232 123H233V121H232ZM77 124V123H76ZM80 124H82V121H81V123L79 122L78 123V127H82V125H80ZM84 124V123H83ZM141 124V123H140ZM145 124V123H144ZM148 124V123H147ZM161 124V123H160ZM41 125H42V123H41ZM40 125V126H41ZM159 125V124H158ZM162 125V124H161ZM194 125V124H193ZM233 125V124H232ZM231 125V126H232ZM70 126V125H69ZM69 126H68V128H67V133L66 134H68L67 135V137H66V140L65 141H67V143H71V146L73 145V140H74V136H77L75 133H73V131L71 130V128H69ZM120 126H121V128H120ZM167 126V125H166ZM234 127L236 126V124L235 125H233ZM63 127H65V126H63ZM136 126H134V128H135ZM146 127V126H145ZM161 127V126H160ZM73 128V127H72ZM83 128V127H82ZM96 128V127H95ZM138 128H139V126H138ZM215 128V127H214ZM40 129V128H39ZM133 129V128H132ZM142 129V128H141ZM167 129H168V127H167ZM38 130V129H37ZM140 130V129H139ZM82 131V130H81ZM80 131V132H81ZM137 131H138V129H137ZM141 131L142 130H140L139 132L141 133ZM170 131V130H169ZM169 131H168V133H169ZM76 132H77V129H76ZM85 131L83 130V132H81V134L82 133H84ZM89 132V131H88ZM180 132V131H179ZM38 133V132H37ZM40 133V132H39ZM87 133V132H86ZM90 133V132H89ZM91 133H93V131L91 132ZM170 133H172V132H170ZM169 133V134H170ZM191 133V132H190ZM62 134V133H61ZM179 134V133H178ZM186 134V133H185ZM197 134V133H196ZM219 134H221L222 136L221 137H219ZM231 134V133H230ZM240 134V133H239ZM35 135V134H34ZM85 135V134H84ZM83 135V136H84ZM200 135V134H199ZM199 135H198V137H199ZM66 136V135H65ZM79 136V135H78ZM109 136H106V137H109ZM201 136V135H200ZM103 137V136H102ZM177 137H178V135H177ZM212 137V136H211ZM62 138H64V137H62ZM79 138V137H78ZM84 138H85V136H84ZM83 138V140H85ZM100 138V137H99ZM201 138V137H200ZM219 138H222V140L224 141L223 143L222 142H220V139ZM233 138V137H232ZM36 139V138H35ZM213 139V138H212ZM215 139V138H214ZM177 140V139H176ZM79 142H80V139L78 140ZM77 141V142H78ZM91 141V140H90ZM186 141V140H185ZM196 141V140H195ZM212 141V140H211ZM235 141V140H234ZM245 141V143H246V145H247V142H246V140H244ZM264 141V140H263ZM100 142V141H99ZM200 142V141H199ZM262 142V141H261ZM90 143V142H89ZM233 143V141L231 142V144ZM0 144H2L3 145V143H0ZM55 144H57V143H55ZM58 144H60V143H58ZM82 144V143H81ZM80 144V145H81ZM138 144H139V142H138ZM198 144V143H197ZM212 144V143H211ZM7 145V144H6ZM79 145V144H78ZM144 145V144H143ZM63 146V145H62ZM69 146V148L68 149H66V150H64V154H65V152L66 151H68V155L66 154V156H69V157H72V151H73V149H74V146ZM228 146V145H227ZM233 146V145H232ZM52 148H53V144H52V146H51ZM82 147V146H81ZM192 147V146H191ZM32 148V147H31ZM35 148V147H34ZM50 148V147H49ZM56 148V147H55ZM59 148H60V146H59ZM67 148V147H66ZM73 148V149H72ZM79 148V147H78ZM170 148V147H169ZM183 148H184V145H183ZM195 148V147H194ZM245 148V147H244ZM57 149H58V147H57ZM56 149V150H57ZM61 149V148H60ZM60 149H59V152H60ZM88 149H90V147L88 148ZM135 149H136V147H135ZM185 149H187V147H185ZM32 150V149H31ZM30 150V151H31ZM52 149H50V151H51ZM63 150V149H62ZM83 150V149H82ZM173 150V149H172ZM232 150V149H231ZM36 151V150H35ZM55 151V150H54ZM54 151H52L53 153H54ZM84 151V150H83ZM82 151V152H83ZM94 151V150H93ZM176 151V150H175ZM207 151V152H208ZM230 151V150H229ZM33 152V151H32ZM74 152V151H73ZM87 153H86V157L84 158V161L86 160V161H89V158H90V160L93 158L92 156H94L92 153H88V151H86ZM90 152H92V151H90ZM167 152V151H166ZM165 152V153H166ZM197 152V151H196ZM51 153V152H50ZM79 153V152H78ZM84 153V152H83ZM182 153V152H181ZM181 153H180V155H181ZM63 154V155H64ZM98 154V153H97ZM177 153L175 152V155H176ZM185 154V152L184 153H182V155L183 156H185L184 155ZM30 155V154H29ZM103 155V154H102ZM135 155V156H136ZM174 155V156H175ZM187 155V154H186ZM199 155V154H198ZM206 155V154H205ZM206 155V156H207ZM42 156V150L41 149H39V150H37L36 151V153H35V155H34V157L33 158H35V160H38L39 162H40V160H42L43 158L41 157ZM45 156V155H44ZM61 156V155H60ZM65 156V155H64ZM98 156V155H97ZM173 155L171 154V160H172V157ZM188 156V155H187ZM186 156V157H187ZM190 156H191V154H190ZM189 156V157H190ZM199 156H201V155H199ZM214 156V155H213ZM234 156V155H233ZM31 157V156H30ZM58 157V156H57ZM56 157V158H57ZM69 157H67V158H65L66 159V161H71L70 160V158ZM164 157V156H163ZM186 157H184V159L186 158ZM192 157V156H191ZM198 157V156H197ZM197 157H196V159H197ZM32 158V159H33ZM42 158V159H41ZM51 158V157H50ZM54 158V157H53ZM73 158V157H72ZM82 158H83V154H82ZM188 158V157H187ZM186 158V159H187ZM213 158V157H212ZM5 159H7V162H4V160ZM40 159V160H39ZM164 159H165V157H164ZM174 159V158H173ZM185 159V160H186ZM233 159H234V157H233ZM29 160V159H28ZM27 160V161H28ZM34 160V159H33ZM82 160V159H81ZM163 160V159H162ZM185 160H184V162H185ZM211 160V159H210ZM209 160V161H210ZM238 160H239V158H238ZM26 161V160H25ZM48 160H46L45 162H47ZM73 161V160H72ZM86 161L85 162H83V164L84 163H86ZM147 161V160H146ZM146 161H144V163L146 162ZM180 161L182 162V156H181V159H180ZM190 161H191V159H190ZM193 161V160H192ZM196 161V160H195ZM194 161V162H195ZM216 161V160H215ZM235 161V160H234ZM31 162H33V161H31ZM38 162V163H39ZM141 162V161H140ZM140 162H139V164H140ZM152 162V161H151ZM173 162H175V159H174V161ZM183 162V163H184ZM187 162V161H186ZM218 162L216 163V165H217V167L215 168L214 167V172H212V173H214V175H213V177H211L212 176V174H211V178H212V181H213V183H216L217 182V180L218 179H221L220 178V173H222L223 171H225L224 169L226 168L225 167V165H226V163H220L219 162V164H218ZM223 162H224V160H223ZM37 163V162H36ZM56 162H55V160H54V164H55ZM73 163V162H72ZM90 164H91V162H89ZM153 163V162H152ZM159 163H161V162H159ZM212 163V162H211ZM211 163H209V164H211ZM258 163V165L255 167V168H253L252 169V174L250 175L251 176V178L249 179V181L247 182L248 183V185L246 186L247 188H245L246 189V192H247V196H248V201H249V203L251 204V205H254V207H255V205L257 204V205H259L260 206V208H261V210H262V214H263V217H264V157H263V159L261 160V161H258L257 162ZM27 164H28V162H27ZM34 164V163H33ZM33 164H31V165H33ZM41 164H43L42 162H41ZM59 164V163H58ZM74 164V163H73ZM76 164V163H75ZM100 164V163H99ZM133 164V163H132ZM141 164H142V162H141ZM177 164V163H176ZM175 164V165H176ZM38 165V164H37ZM47 165V164H46ZM52 165H53V163L51 164V170H54L55 172H56V167H55V169H52ZM57 165V164H56ZM87 165H88V162H87ZM145 165V164H144ZM143 165V166H144ZM147 165H149V166H151L149 163L147 164ZM146 165V166H147ZM159 165V164H158ZM170 165V164H169ZM183 165V164H182ZM181 165V167H182V169H183V166ZM196 165H198V164H196ZM200 165H201V162H200ZM43 166V165H42ZM54 166V165H53ZM64 166H67V165H65L64 163L62 164V166H60V167H64ZM140 166V165H139ZM154 166H156V164H154L153 165V167ZM161 166V165H160ZM165 166V165H164ZM164 166H162V167H164ZM187 166V165H186ZM206 166V165H205ZM28 167H29V174L28 175H30V172H31V170L33 171L34 170V166H29L28 165ZM30 167H31V169H30ZM32 167H33V169H32ZM79 167L80 166H78V170H79ZM88 167V166H87ZM121 167V168H120ZM141 167V166H140ZM140 167H139V169H140ZM145 167V166H144ZM181 167H180V169H181ZM188 167V166H187ZM238 167V166H237ZM58 169H59V167H58ZM104 169V170H105ZM119 169V170H118ZM195 169H197V167H195ZM202 169L203 170H205L204 169V167H202ZM38 170H39V167H38ZM69 170H71V167H70V169ZM74 170H76V167H75V169ZM82 170H83V167H82ZM85 170V169H84ZM87 171L85 172V174H86V178L84 177L83 179H85V181H84V186H83V190H82V194L92 185V183H93V178H92V176H93V174L91 175V171L92 170H90V168H88V169H86ZM100 170V169H99ZM135 170V169H134ZM143 170V169H142ZM148 170V169H147ZM152 170V169H151ZM170 170H171V167H170ZM178 170V169H177ZM176 170V171H177ZM198 170V169H197ZM202 170V171H203ZM45 172H47L46 170H44ZM101 171V170H100ZM112 171V172H113ZM143 171H145V170H143ZM149 171V170H148ZM172 171V170H171ZM185 171H186V167H185ZM208 171V170H207ZM206 171V172H207ZM41 172H42V174L43 173H45V172H43L42 170H41ZM76 172V171H75ZM74 172V174H76ZM102 172V171H101ZM106 172V171H105ZM127 172V171H126ZM149 172H152V171H149ZM157 172H158V170H157ZM157 172H155V175H157ZM178 172V171H177ZM196 172V174H197V171H195ZM2 173V174H1ZM22 173V172H21ZM52 173H53V171H52ZM115 173V172H114ZM144 173V172H143ZM181 173V172H180ZM182 173H184L183 171H182ZM186 173V172H185ZM184 173V174H185ZM232 173H233V171H232ZM57 173H55V175H56ZM97 174V173H96ZM95 174V175H96ZM112 174V173H111ZM110 174V175H111ZM117 174V173H116ZM118 175V177L120 176V177H123V176H121V175ZM126 174V173H125ZM146 174L147 175H149L147 172H146ZM145 174V175H146ZM159 174V173H158ZM163 175H164V173H162ZM162 174H159V176H161ZM206 174V173H205ZM208 174V173H207ZM225 174V173H224ZM230 174H231V172H230ZM44 175H46V173L44 174ZM51 175V174H50ZM59 175V174H58ZM80 175V174H79ZM101 175V174H100ZM127 175V174H126ZM135 175V174H134ZM137 175H138V173H137ZM140 175V174H139ZM138 175V176H139ZM170 175V174H169ZM193 175H194V173H193ZM231 175H233V176H230L229 177V181H228V183L226 184V186L224 187V191H223V194H221V195H223L220 199L222 200V202H221V200H220V203L221 204H223V206L222 205H219L220 207L222 206L223 207V210H227V212L229 213V212H231L230 211V208H228L227 206H228V204L229 203H227V202H229V199L231 198V197H233V199L235 200V202L234 203H236L237 204V206H236V210H238V208L240 207V200H241V190H240V186H239V183H238V180H237V177H236V175L233 173V174H231ZM97 176H98V174H97ZM114 176V175H113ZM141 176V175H140ZM152 176H153V174H152ZM158 176V177H159ZM172 176V175H171ZM182 176H184V175H182ZM196 176V175H195ZM36 177V176H35ZM40 177V176H39ZM48 177V176H47ZM103 177V176H102ZM118 177H117V179H118ZM120 177H119V180H120ZM154 177V176H153ZM175 177V176H174ZM197 177V176H196ZM27 178V177H26ZM30 178L31 177H29V181H30ZM56 178H57V176H56ZM60 178H62V177H60ZM82 178V177H81ZM127 178V177H126ZM125 178V179H126ZM151 178V177H150ZM155 179H156V177H154ZM172 178V177H171ZM177 178V177H176ZM176 178H174L175 180H176ZM183 178H185V176L183 177ZM190 178H192V176L190 177ZM194 178V177H193ZM1 179V178H0ZM28 179V178H27ZM52 179V178H51ZM116 179V180H117ZM152 179V178H151ZM20 180V179H19ZM18 180V181H19ZM54 180V179H53ZM62 180V179H61ZM67 180V178H65V181ZM117 181L118 182V184L122 181ZM128 180V179H127ZM174 180V181H175ZM182 180V179H181ZM194 180H196V179H194ZM23 182V179H21L20 181H19V185H20V182ZM28 181V182H29ZM34 180H32L31 182H33ZM54 181H56V180H54ZM65 181H64V184H65ZM132 183H131V185H130V187H129V190H128V188H127V193H128V195H126L128 198L130 197V198H135V196H136V189L137 190H140L141 189V187H143L142 188V191H145L146 190V188L147 187H145L144 185H143V181L141 180V178H139V177H134L132 180ZM157 181V179L155 180V181H153L152 183H151V186H148V188L150 187V190L151 191H153V193H151V195H150V197L145 201V203H146V205H144L145 203H143V206H147L146 208L149 210V209H153L154 207H156V206H161L162 204V200H163V202L165 201V199L167 198V199H170V197H171V193L173 192H168V188H167V186L165 185V183H164V179H163V177H162V179L160 178V180H159V178H158V181ZM191 181V184H192V179L190 180ZM220 180H218V182H219ZM21 182V183H22ZM28 182H25L26 184H27V186H28V188H30L29 186L31 185V182H29L30 183V185H28ZM47 182V181H46ZM59 182H60V180H59ZM63 182V181H62ZM111 182V181H110ZM114 182V181H113ZM112 182V183H113ZM116 182V181H115ZM114 182V183H115ZM170 182V181H169ZM176 182V181H175ZM183 182V181H182ZM184 182H185V180H184ZM183 182V183H184ZM195 182V181H194ZM2 183V182H1ZM43 183H45V182H43ZM53 183V184H52ZM51 184H50V186H54V183L55 182H52ZM114 183H113V185H112V188L113 187H116V185L114 186ZM179 183H181V181L179 182ZM178 183V184H179ZM182 183V184H183ZM186 183V182H185ZM196 183V182H195ZM56 184H57V182H56ZM83 184V183H82ZM108 184V183H107ZM110 185H111V183H109ZM126 184V183H125ZM148 184V183H147ZM157 184L158 185H160L159 186V188H160V190L158 189V186H157ZM167 184V183H166ZM203 184H204V182H203ZM210 184H211V182H210ZM216 184H218V183H216ZM215 184V185H216ZM23 186H24V183L22 184ZM33 185V184H32ZM171 185V184H170ZM180 186L179 187H177V188H182L183 186H181V184H179ZM205 185V188H206V184H204ZM208 185V184H207ZM214 185V184H213ZM214 185V186H215ZM21 186V185H20ZM43 186H44V184H43ZM108 186V185H107ZM199 186V185H198ZM213 186V187H214ZM82 187V186H81ZM80 187V188H81ZM100 187V186H99ZM119 187V186H118ZM117 187V188H118ZM192 187V186H191ZM201 187V186H200ZM212 187V186H211ZM20 188V187H19ZM55 188V187H54ZM70 188V187H69ZM68 188V189H69ZM111 188V189H112ZM117 188H115V189H117ZM140 188V189H139ZM147 188V189H148ZM175 188V187H174ZM173 188V189H174ZM185 188V187H184ZM187 188H188V186H187ZM193 188V187H192ZM218 188V187H217ZM217 188L215 187V189L217 190ZM17 189H18V187H17ZM31 189H33L32 187H31ZM47 189V188H46ZM49 189H53V188H49ZM61 189H64V187H63V185L61 184L60 185V187L58 188V190L54 193V194H52V195H47L48 197H47V200H46V202L44 203V209H43V207H41V209H39V210H41V211H43V212H41L42 214H40V215H38V217L35 219L34 218V222L32 223V224H30L29 226H26V227H24V241L23 242H21V243H19V244H17V245H14V243L13 244H11V245H14L15 247H14V253H12V254H10L9 255V258L7 259V263H8V260H9V262H10V264H12L13 262H15L18 258H20V257H22V256H24V253H26V252H28V250L29 251H32L33 249H35L37 246H40V244H41V242L42 241H44L43 240V229H44V225H45V223H47V222H45V219H44V216L47 214V213H51V216L52 217H50L49 218V221H51V222H49L48 224H49V227H50V229L51 230H53V229H55V230H53V231H57L56 229L59 227V226H62L63 227V224L62 225H59V223L62 221L61 219H59V217H56L57 215L56 214H58V216H59V213H61V211L63 212V210H62V206H63V208H64V206H66L65 204H63L62 203V199H61V195L62 194H59V192H62V190ZM67 189V188H66ZM72 189V188H71ZM78 189V188H77ZM110 189V190H111ZM123 189V188H122ZM170 189V188H169ZM173 189H171V190H173ZM213 189V188H212ZM23 190V189H22ZM29 189H27V192L28 193H30L29 191H28ZM37 189H35V191H36ZM73 190H75V189H73ZM100 190V189H99ZM98 189L96 190V192L94 191V195L96 196V194H97V191H99ZM109 190V191H110ZM149 190V189H148ZM147 190V191H148ZM185 190V189H184ZM188 190V189H187ZM206 191H207V189H205ZM216 190H213V191H215L216 192ZM42 191V190H41ZM51 191H53V190H51ZM51 191H49L50 193H51ZM68 191V190H67ZM88 191V190H87ZM106 191H108V190H106ZM108 191V192H109ZM141 191V192H142ZM179 191H182L181 189H179ZM200 191V190H199ZM40 192V191H39ZM47 192V191H46ZM65 192V191H64ZM189 192H192V191H189ZM196 192V191H195ZM198 192V191H197ZM201 192L202 191H200V194H201ZM50 193H48V194H50ZM89 193V192H88ZM114 193V192H113ZM113 193H112V196H113ZM173 193H175V192H173ZM179 193V192H178ZM206 193H208V192H206ZM211 193V192H210ZM214 193V192H213ZM36 194V193H35ZM38 194H40V193H38ZM70 194V193H69ZM140 194V193H139ZM148 194V193H147ZM29 195V194H28ZM27 195V196H28ZM76 195V194H75ZM98 195V194H97ZM114 195H116V193L114 194ZM141 195V194H140ZM148 195V196H149ZM179 195V194H178ZM182 195V194H181ZM192 195H194V194H192ZM191 195V196H192ZM198 195V194H197ZM208 195V194H207ZM211 195V194H210ZM21 196V195H20ZM23 196H24V194H23ZM79 196L80 195H78V197H77V199H79ZM84 196V195H83ZM82 196V197H83ZM102 196V195H101ZM117 196V195H116ZM125 196V195H124ZM22 197V196H21ZM21 197L20 198H18V200L19 199H21ZM25 197H26V195H25ZM62 197H63V195H62ZM82 197H80V199L82 198ZM105 197H106V195H105ZM105 197H103V199L105 198ZM108 197V196H107ZM174 197H175V195H174ZM193 197V196H192ZM194 197H196V194L194 195ZM10 198V197H9ZM9 198H8V200H9ZM30 198V197H29ZM34 198V197H33ZM33 198L31 199V200H33ZM114 198H116V197H114ZM197 198H199V197H196V199ZM204 198V197H203ZM206 198V197H205ZM39 199V198H38ZM42 199V198H41ZM113 199V198H112ZM126 199L127 198H125V201H124V203L126 202ZM140 199H141V197H140ZM178 199H179V197H178ZM208 199H210V198H208ZM27 199H25V201H26ZM40 200V199H39ZM62 200V201H61ZM88 200V199H87ZM86 199H85V196H84V199L81 201V202H78L77 200V204H81V213L82 212H84L85 211V209H86V203L88 202ZM144 200V199H143ZM180 200V199H179ZM178 200V201H179ZM190 200H192V199H190ZM190 200H188V201H190ZM194 200V199H193ZM203 200V199H202ZM205 200V199H204ZM206 200H207V198H206ZM205 200V201H206ZM232 200V199H231ZM13 201V200H12ZM20 201V200H19ZM24 201V202H25ZM112 201V200H111ZM129 201V200H128ZM134 201V200H133ZM136 201H138V200H136ZM171 201H174V199L173 200H171ZM201 201V200H200ZM204 201V202H205ZM38 202V201H37ZM106 203V201L104 200L103 201V203ZM179 202H181V200L179 201ZM233 202H231V205H232V203ZM18 203V202H17ZM89 203V208H90V206H91V204H92V201L91 202H88ZM98 203V202H97ZM126 203H128V202H126ZM173 203H175V202H173ZM187 203V202H186ZM209 203V202H208ZM39 204V203H38ZM63 204V205H62ZM101 205H102V203H100ZM136 204V203H135ZM161 204V205H160ZM171 204V203H170ZM30 205H33V204H30ZM101 205H99V206H101ZM134 205V204H133ZM132 205V206H133ZM140 205V204H139ZM164 205H166V204H164ZM163 205V206H164ZM177 205H178V203H177ZM179 205H180V203H179ZM184 205H186V204H184ZM183 205V206H184ZM235 205V204H234ZM22 206H23V204H22ZM35 206V205H34ZM124 206H126V205H123L122 206V209L124 208ZM129 206V205H128ZM136 206V205H135ZM189 206V205H188ZM206 206V205H205ZM213 206V205H212ZM78 207V206H77ZM103 207V206H102ZM131 207V206H130ZM180 207V206H179ZM201 207V206H200ZM207 207V206H206ZM230 207V206H229ZM235 207V206H234ZM254 207H253V209H254ZM88 208V209H89ZM121 208V207H120ZM132 208V207H131ZM142 208V207H141ZM145 208V207H144ZM143 208V209H144ZM146 208H145V211H146ZM165 208H166V206H165ZM213 208V207H212ZM106 209V208H105ZM122 209H121V211H122ZM151 209V210H152ZM185 209V211H186V209H187V206H186V208H184ZM38 210V209H37ZM99 210H100V207H99ZM142 210V209H141ZM140 210V211H141ZM151 210L150 211H147L146 213L148 214V213H150L151 215H152V212H151ZM156 210H157V207H156ZM155 210V211H156ZM160 210V208L158 209V211ZM163 210V209H162ZM162 210H161V212H162ZM173 210H175V209H173ZM206 210V209H205ZM211 211H212V209H210ZM222 210V209H221ZM240 210V209H239ZM251 210V209H250ZM24 211V210H23ZM70 211V210H69ZM90 211V210H89ZM117 211V210H116ZM120 211V210H119ZM119 211L117 212L118 214H119ZM139 211V212H140ZM143 211V210H142ZM152 211H154V210H152ZM154 211V212H155ZM157 211V212H158ZM183 211V210H182ZM181 211V212H182ZM185 211H183L184 213L183 214H180L182 217H184V214L185 215H187V213H188V210L185 212ZM27 211H25V213H26ZM39 212V211H38ZM88 212V211H87ZM128 212V211H127ZM127 212H126V214H127ZM157 212H155V213H157ZM159 213L160 215L162 214V213ZM193 212V211H192ZM204 212V211H203ZM226 212V211H225ZM226 212V213H227ZM235 212V211H234ZM20 213H22V211L20 212ZM19 213V214H20ZM37 213V212H36ZM70 213V212H69ZM79 213H80V209H79ZM89 213V212H88ZM99 213V212H98ZM114 213V212H113ZM146 213H141L142 215L143 214H146ZM164 214H166V211H164L163 212ZM83 214V213H82ZM81 214V216H83ZM101 214V213H100ZM109 214V213H108ZM107 214V215H108ZM131 214V213H130ZM137 214L138 213H136V217H137ZM154 214V213H153ZM159 214H158V217H159V220H160V217L162 218V216H159ZM163 214V215H164ZM172 214V213H171ZM178 214V213H177ZM191 214V213H190ZM202 214H204V213H202ZM254 214V213H253ZM256 214V213H255ZM254 214V215H255ZM66 215V214H65ZM73 215V214H72ZM110 215H111V213H110ZM109 215V216H110ZM140 215V214H139ZM150 215V216H151ZM193 215V214H192ZM200 215H201V213H200ZM214 215V214H213ZM243 215V214H242ZM26 217H27V215H25ZM153 216H156L157 217V215H153ZM178 215H176V217H177ZM181 216H178L179 218L181 217ZM222 216H223V214H222ZM225 216V215H224ZM231 216V215H230ZM248 216V215H247ZM250 216V215H249ZM248 216V217H249ZM260 217H261V215H259ZM48 217V216H47ZM108 217V216H107ZM120 217V216H119ZM127 217V216H126ZM134 218V216H132V215H129L128 214V220L126 219V221L124 222V224H123V226H122V224H121V226L123 227V231H121L122 232V234H121V232H113L114 231V226H113V223L114 224H116V222L115 221H117V215L116 214H114V217H112L114 220H112L111 222H113L112 223V225H110V224H107V223H105V222H101V224H99V226H98V229H96V231H95V236H99V237H96L95 238V240H94V246L92 247V249L90 250V252L89 253H87V256L85 257V260H83V264H105V259H104V256H105V254L106 253H110V251L109 250H111V249H113L114 247V245L117 243V246L115 247V249H113V254L115 255V257H116V261H118L119 262V264H141V261L143 260V258H149L150 256L149 255H151V254H153L152 253V251H150L148 248H147V252H146V249L144 248V245L142 246L141 245V238H140V236H139V233H141L142 231H143V228L142 227H144V229L146 228L144 225H145V223L144 222H146V224H147V222H149V220L148 219H146V218H144V219H142V217H141V215L138 217V219L137 218ZM141 217V219H139ZM143 217H144V215H143ZM156 217H154V220H155V218ZM187 218H188V216H186ZM203 217H204V215H203ZM202 217V218H203ZM212 217V216H211ZM227 217H228V215H227ZM227 217H226V219H227ZM232 217V216H231ZM246 217V216H245ZM244 217V218H245ZM24 218V217H23ZM57 218V219H56ZM83 218V217H82ZM88 218V217H87ZM111 218V219H112ZM148 218H150V217H148ZM190 218H191V216H190ZM189 218V219H190ZM199 218V217H198ZM216 218V217H215ZM18 219V218H17ZM22 219V218H21ZM21 219H18V222H19V220H21ZM32 219V218H31ZM50 219H52V220H50ZM76 219H78L77 217H76ZM186 219V218H185ZM184 218L182 219H179V220H181L182 222H183V220H185ZM225 219V220H226ZM250 219V218H249ZM9 220V221H8ZM59 220H61V221H59ZM64 220V219H63ZM88 220V219H87ZM87 220H85V221H87ZM108 220H109V218H108ZM123 220V219H122ZM147 220V221H146ZM157 220V219H156ZM155 220V221H156ZM159 220H157V222L159 221ZM213 220H214V218H213ZM224 220V219H223ZM228 220V219H227ZM244 220V219H243ZM59 221V222H58ZM101 221V220H100ZM99 221V222H100ZM153 221V220H152ZM180 221V222H181ZM192 221V219H190V220H188V219H186V221L184 222V225H183V223H182V225L184 226H182L183 228L181 229V232H180V235H182V237H185V238H187L188 240L189 239H191V238H193V234H194V222H191ZM62 222H66V221H62ZM154 222V221H153ZM172 222V221H171ZM170 222V223H171ZM232 222H234V218H233V221ZM251 222V221H250ZM164 223V222H163ZM177 223H178V219H177ZM230 223V222H229ZM263 223V222H262ZM161 224V223H160ZM165 225H167L166 224V221H165V223H164ZM223 224V223H222ZM222 224H221V226H222ZM254 224V223H253ZM75 225H76V222H75ZM74 225V226H75ZM159 225V224H158ZM157 225V226H158ZM165 225H163V226H165ZM180 225V224H179ZM8 226H10V224L8 225ZM24 226V225H23ZM85 226H86V224H85ZM163 226H162V228H163ZM122 227H121V229L120 230H122ZM140 227V228H139ZM159 227V226H158ZM165 227H167V226H165ZM224 227H225V224H224ZM224 227H222V228H224ZM253 227V226H252ZM13 228V227H12ZM76 228V227H75ZM74 228V229H75ZM79 228H80V226H79ZM79 228H77V229H79ZM82 228V227H81ZM142 228V229H141ZM238 228V227H237ZM4 229V230H3ZM59 229H63V228H58V231H61V230H59ZM140 229L142 230L141 232H140ZM164 229V228H163ZM171 229V228H170ZM180 229V228H179ZM214 229H215V227H214ZM221 229V228H220ZM239 229V228H238ZM49 230V229H48ZM83 230V229H82ZM85 230H87V232L86 233H88V231H89V224H87V227L85 228ZM85 230H84V232H85ZM153 230H155V229H153ZM223 230V229H222ZM225 230V229H224ZM253 230V229H252ZM8 231V230H7ZM91 231V230H90ZM165 231V230H164ZM167 231H169V230H167ZM226 231V230H225ZM240 231V230H239ZM256 231V230H255ZM124 232V233H123ZM157 231H155V232H153V231H151L150 233H152V235H156L157 233H156ZM162 232H163V230H162ZM162 232H161V234H162ZM222 232V231H221ZM228 231H226V233H227ZM232 232H234V231H232ZM231 232V233H232ZM49 233H51V232H49ZM60 233V232H59ZM62 233V232H61ZM60 233V234H61ZM73 233V232H72ZM168 233V232H167ZM225 233V234H226ZM237 233H239V232H237ZM58 233L56 232V234H54V233H52V238L53 237H55L56 235H57ZM118 236V239H117V236ZM143 234H145V232L143 233ZM169 234H170V232H169ZM220 234V233H219ZM222 234H224V233H222ZM236 234V233H235ZM51 235V234H50ZM55 235V236H54ZM59 235V234H58ZM121 235L123 236V238H122V240L119 242V240L121 239H119V237H121ZM152 235H150V236H152ZM165 235V234H164ZM203 235V234H202ZM227 235H228V233H227ZM245 235V234H244ZM4 236H6V235H4ZM79 236V235H78ZM78 236H75L76 238H78ZM84 236V235H83ZM87 236V235H86ZM90 236V235H89ZM156 236H158V235H156ZM166 236V235H165ZM213 236V235H212ZM215 236V235H214ZM226 236V235H225ZM235 236V235H234ZM237 236V235H236ZM50 237V238H51ZM155 237V236H154ZM153 237V238H154ZM167 237V236H166ZM201 237V236H200ZM203 237V236H202ZM245 237V236H244ZM2 238V237H1ZM0 238V239H1ZM87 238H88V236H87ZM148 237H146V239H147ZM4 239V238H3ZM146 239H145V241H146ZM156 239V238H155ZM159 239H160V237H159ZM174 239V240H173ZM172 240L173 241H171V243L169 242V245L167 246V248H165V250H166V258H167V256L169 257V256H172L173 257V255L174 254H176V253H178V252H176L175 253V251H176V249H177V245H178V241H179V239H178V237L177 238H173ZM186 239V240H187ZM207 239V238H206ZM215 239V238H214ZM236 239V238H235ZM2 240V239H1ZM17 240V239H16ZM48 240V239H47ZM54 241L56 240V238L55 239H53ZM58 240V239H57ZM57 240H56V242H57ZM68 240V239H67ZM77 240V239H76ZM88 240V239H87ZM89 240H92V238L91 239H89ZM88 240V241H89ZM148 240V239H147ZM151 240V239H150ZM161 240V239H160ZM201 240V239H200ZM203 240V239H202ZM231 240V239H230ZM80 241V240H79ZM144 241V240H143ZM156 241H157V239H156ZM185 241V240H184ZM193 241V240H192ZM239 241V240H238ZM238 241H236L237 242V244H238ZM4 242V241H3ZM52 242V241H51ZM66 242V241H65ZM90 242V241H89ZM147 242V241H146ZM155 242V241H154ZM189 242V241H188ZM201 242V241H200ZM208 242V241H207ZM244 242H245V240H244ZM244 242L242 241V243L244 244ZM54 243V242H53ZM148 243H150L149 241H148ZM156 243V242H155ZM187 243V242H186ZM185 243V244H186ZM191 243V241L189 242V244ZM217 243V242H216ZM226 243V242H225ZM230 243H232V246H234L233 245V242H231V241H229V243H227V245H229ZM2 244V241H0V245ZM54 244H56V243H54ZM59 244L61 245V243L59 242ZM58 243H57V245H59ZM87 244H88V242H87ZM86 244V245H87ZM146 244V243H145ZM158 244H160V243H158ZM180 244V243H179ZM202 244V243H201ZM247 244V243H246ZM60 245H59V247H60ZM89 245V244H88ZM156 245V244H155ZM264 245V244H263ZM54 246V245H53ZM66 246V244L64 245V247ZM178 246H180V245H178ZM207 246V245H206ZM230 246V245H229ZM2 247V246H1ZM1 247H0V249H1ZM41 247V246H40ZM49 247H51V245H49ZM83 247V246H82ZM145 247H147V245L145 246ZM156 247H158V246H156ZM189 247V246H188ZM199 247V246H198ZM200 247H202V246H200ZM199 247V248H200ZM231 247V246H230ZM229 247V248H230ZM258 247V246H257ZM42 248V247H41ZM53 248V247H52ZM61 248V247H60ZM66 248V247H65ZM150 248H153V246L152 247H150ZM190 248V247H189ZM197 249V252H199L198 250H200V249ZM233 248H235V247H233ZM31 249V250H30ZM39 249V248H38ZM43 249V248H42ZM49 249V248H48ZM66 249H68V247L66 248ZM89 249V248H88ZM180 249V248H179ZM184 249V248H183ZM191 249V248H190ZM202 249V248H201ZM223 249V248H222ZM37 250V249H36ZM36 250L34 251L33 250V252H36ZM51 250V249H50ZM60 250V249H59ZM61 250H63V249H61ZM84 250V249H83ZM153 250V249H152ZM163 250V249H162ZM178 250V249H177ZM229 250V249H228ZM236 250V249H235ZM234 250V251H235ZM37 251H39V250H37ZM49 251V250H48ZM53 251V250H52ZM58 251V250H57ZM64 252L65 251H67V250H63ZM69 251V250H68ZM40 252V251H39ZM44 251L42 250V253H43ZM51 252V251H50ZM60 252V251H59ZM154 252V251H153ZM218 252V251H217ZM229 252H230V250H229ZM237 252V251H236ZM264 252V251H263ZM262 252V253H263ZM41 253V252H40ZM40 253H38V254H40ZM67 253V252H66ZM216 252L214 251V253L213 254H215ZM222 253V252H221ZM233 253V251L231 252V255H234V254H232ZM235 253V252H234ZM71 254V253H70ZM80 254H81V251H80ZM198 254H200V252L198 253ZM202 254V253H201ZM241 254V253H240ZM52 255H55L54 254V251H53V254L51 253V256ZM58 255H59V253H58ZM179 254H177V255H175V256H178ZM193 255V254H192ZM191 255V256H192ZM218 255H219V252H218ZM221 255H223V254H221ZM243 255H246V254H243ZM31 256H32V252H31ZM46 256H48V252H47V255ZM49 256H50V254H49ZM50 256V257H51ZM108 256V255H107ZM152 256H154V255H152ZM180 256V255H179ZM197 256V255H196ZM6 257H8V255L6 256ZM27 257V256H26ZM55 257H56V255H55ZM54 257V258H55ZM59 257V256H58ZM63 257H65L64 255H63ZM80 257H81V255H80ZM195 257V256H194ZM198 257V256H197ZM196 257V258H197ZM233 257V256H232ZM232 257H230L231 259H230V261L232 260ZM251 257V256H250ZM33 258V257H32ZM31 257H30V259L31 260H33V259H35V257L32 259ZM47 259L49 258V257H46ZM67 258H68V253H67ZM66 258V259H67ZM82 258V257H81ZM81 258H80V261H81ZM191 258V260H193L194 258H192V257H190ZM216 258H217V256H216ZM25 259V258H24ZM26 259H28V258H26ZM45 259V258H44ZM53 259V258H52ZM65 259V261H67ZM114 259V258H113ZM151 259V258H150ZM162 259H164V258H162ZM221 259L223 260V257L221 256ZM220 259V262L218 263V264H220V263H223L222 262V260ZM148 260V259H147ZM168 260H169V258L167 259V264H168ZM172 260V259H171ZM170 260V261H171ZM175 261H176V259H174ZM178 260V259H177ZM191 260H190V262L189 263H192L191 262ZM199 260V259H198ZM210 260V259H209ZM212 260V259H211ZM218 260V259H217ZM216 260V261H217ZM234 260H235V257H234ZM237 260V259H236ZM174 261V262H175ZM194 261V260H193ZM201 261V260H200ZM229 261V262H230ZM41 262V261H40ZM177 262V261H176ZM175 262V263H176ZM228 262V264H232V263H229ZM233 262V261H232ZM4 263H6V262H4ZM30 263V262H29ZM115 263V262H114ZM163 263H165V260L163 261ZM162 263V264H163ZM197 263V262H196ZM195 263V264H196ZM201 263V262H200ZM208 263H209V261H208ZM38 264H40V263H38ZM41 264H64V259H55V260H50V261H47L46 259H45V262L43 261ZM117 264V263H116ZM169 264H171V263H169ZM186 264H188V263H186ZM205 264V263H204ZM209 264H213V263H209ZM234 264H237V262L236 261H234ZM238 264H239V262H238Z\"/></svg>",
	"mask_w": 264,
	"mask_h": 264
}]
</instances>
